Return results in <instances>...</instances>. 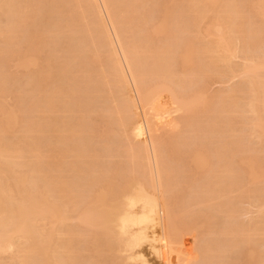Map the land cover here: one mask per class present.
<instances>
[{
    "label": "rangeland",
    "instance_id": "1",
    "mask_svg": "<svg viewBox=\"0 0 264 264\" xmlns=\"http://www.w3.org/2000/svg\"><path fill=\"white\" fill-rule=\"evenodd\" d=\"M1 1L2 0H0V15H1L0 16V19H1L0 20V24L3 23V26L0 25L1 31H4V30H2V29H4V26H5V30H6V26L9 25V23H13L14 22V24H17V25L13 28V31L15 32L14 33V37H16V38H13L14 40L12 39L11 40L12 42L8 41L5 36L0 35V76H1L0 77V84L3 83L2 85H0V88L2 87L1 88L2 92L0 93V117H1L0 120L3 117V114H6L8 112H11L12 114L15 113L13 115V117L16 118L15 116H17V119H19V120L17 121V119H16V121L18 123L17 125H16V122H15L13 124L14 126H10V127H12V129L8 127V129H6L8 131H6V130H4L5 132L3 131V133H2L3 136L0 135V140H1V142H3V146L6 144L5 145L6 148H8V146H9V148H8L9 150L13 149L12 151H15V150L16 151H18V150L20 151L21 150V151H26L27 152L26 148L28 147V144H30L31 141H37V139L39 138L41 141L38 139V142H36V143H37V146H38L37 148H40L38 151H40L39 154L42 156L41 157L42 161H40L41 165L38 164V163H35L33 165L36 166V167L37 166L38 167L41 166V168H43L44 163L47 162L46 164L49 166V168H47V169L48 170L50 169V173L49 172L48 173L52 174V177H54L53 173L56 172L55 176H57V174H58V176H57V177H59L58 180H60L62 182L66 181V183H65L66 185H68V186L71 185V187L74 188V189L71 188V191H76L74 193H71L73 195L72 198H71L72 200L69 201L70 205L67 204V206H68L67 209H69V210H64V214H65V216L63 215L64 216V219H63L64 221L62 220L63 222H59L60 224H58V225L56 224V226L54 227V231L55 232H53V234H52V241L50 243L51 246H53L54 248L53 247L49 248V250L50 249L52 251L54 250L56 256H60L59 254L63 255V256H60V257L64 258L65 264L66 263H69V264H80L82 262H83V264H135L134 263L136 261V257L135 256H121L120 252H115V254H113V255L111 254L113 252H111L110 250H111V248L113 249V247L110 244L113 243L112 245H114V244L116 246L118 245L115 248H119V244H118L119 241L117 239L122 238V236H123L122 234H120L119 237L117 236V238L115 237L117 242L114 243L115 242V238H111V236L107 232H106L107 234H104V232L102 231L103 232L102 235H104V236H100V233L96 232L97 228L94 229L92 227H89L88 225L83 224V222H81L79 220L80 217H81V214L83 212L91 211V210L96 211V207H100V209L98 208L97 211H102L103 212V211H109L110 210V212H111L110 207L111 206L113 207V205L116 204V202L114 203L112 201V198H114V196L117 195V193H119V191H121V189L124 186L130 184L132 181L133 182L136 181V180L138 181V179L140 181H143L141 176L140 177L138 176L140 174V171L136 167H133L134 166L133 162L129 159L132 162L133 166L130 165L131 163H130V161H128V155L129 154L126 155V153H125V152L128 151V149H127L128 148V145H127L128 141L125 140V139L126 138L128 139V135H129L128 134L129 133V131H128L129 130V126H128L129 122L127 121V118H124V117H127V116H125L124 113H123V116H122V112H120L121 109H118V111L115 110V108H117L118 106L120 108V105H118V104L123 102L124 101L123 99L127 98L128 96L126 95V93H122V92L120 94H118L117 92H119V91L116 88H114V87L112 88L110 86V88H111L110 89L109 86L107 87V85H106L105 88H104V83L101 82L102 79L101 78L98 79V77L101 76V75H99V73L102 74V73H105L106 71H107L106 74L108 73V70H106L108 68V65H107V62H106L107 60H104V56H106V55L104 53V47L101 45L102 41H100L101 42L100 43L99 42L100 39L99 40L97 39V35H99V34H98V31L95 32V29H97L96 28L97 26H95L96 24L95 25L93 24V23H95V21H94L95 19H94L93 15L89 12L90 11L89 9H87V10H86V8L83 9L84 7H86L85 4H84V0H62V1L61 0H52V1L46 0L47 2L44 0L43 4H41L43 0L42 1L40 0V1H38V3H40V5L37 4V2H35L36 0H34V2H33V0H26V1L25 0H17V4H16V0H12V2L14 3V14H17V15H14L15 16L14 18H17V19H14V18H12L10 16L11 18L9 17L10 18V20H9V18H6L9 15L7 16L6 14H3L2 11H1V8H2L3 4L7 0H3L2 2ZM27 1H28V3H31V1H32L33 3H35L37 5V8L33 7V9H32L31 6H30L31 4L29 5L27 3L29 5V8H31L33 10V12H32L31 9L28 10L27 8H26V10L28 12L24 10L25 7H28V6H25ZM63 1L64 2L66 1V2L64 3ZM116 1L122 3L123 0H120V1L116 0ZM125 1L128 2V0H125ZM130 1H132L133 4ZM159 1L158 0L157 1L156 0H149V1L145 0L144 3L146 5H143V1L141 0L143 6L140 7V8H139V6H141V5L137 6L138 9H139V13H140V10H142V12L143 11L146 12L145 14L144 13H142V14L140 13L141 16L143 17V19L146 20V18L144 17L146 15V17L150 18V19L148 18V20H150V21L141 20V22H140V19H138V17H137L140 14L138 13V9H137L136 5H137V3L138 4L141 3L140 0H139V2H138V0H134V1L133 0H129V2L132 5L130 3L127 4V2H125L126 6L128 5L126 7L127 9L122 7V8H124L123 11L125 12V14H127V15L123 14V16L128 17V15H130L128 17L129 18L128 20L132 21L131 19H134V18L136 20V21H132V22L129 21V23H131L130 25L134 26V27L132 26L133 29L135 28L134 31L132 30V28H130L131 26H128V24H127V26H125V28L127 27L125 29L127 38L125 40H127V42H129V43H133V41L135 40L134 41L135 43H133V44H138V45L140 44L141 47H143V49H144L142 51V55L143 56L141 55L142 56L141 58L144 59V61H142V64H143V66H146V67H143L144 68L143 71L145 72V70H146L148 72V75H149V76L146 75L147 77L145 76L146 78H144V80H145L144 84L147 85V87H153L155 84L159 83L160 77L157 76L158 79H159L158 80L156 76L153 75L154 78L152 76L153 73L151 72V68H152L151 64H153L154 61H155V59L153 58V57H155V53H156L154 51L155 46H156L155 50L159 49L160 47L163 48L165 46V48L163 50L164 51L167 50L166 54H167V52H170L171 50L173 51V52L167 54L168 56L170 54L172 55V59H171V57H168L169 60L171 59L169 62L172 63V61H173V59H174V57L176 55L175 60H176L177 63L174 60L176 65H173V63H174L173 62L172 66H173L174 71H176V78L177 79L179 78L178 81H180V80L182 81V82H179L181 84L182 88L181 87L178 88V90H180V91H178L177 88H176L175 89V90H177L176 92L179 94V92L183 91V92L180 93V95H186V96L190 97L191 94L197 92L198 90H202V91H204V97L206 96L205 100L207 102V103L205 102V105H204L205 109H203V110L201 108H199V107L198 108L195 107L196 109L194 108L192 110L193 114L191 113V111L190 112H186L184 114L183 113L180 114L179 115L180 119L177 117L180 122L178 121V119H177V121L181 125L178 124L177 125L178 127L173 129L174 133H172V134L178 135V136H176L177 137V142L178 141H183V143L178 142L179 143L178 145L181 146L180 148L183 151V153L186 152V154H188V155L191 153V151H194L195 149H198L197 146H201V145L205 146L203 148L205 149V151L208 154L207 157H208V159L210 161V162L208 161L209 162L208 163L209 166L204 164L203 166H200L201 170H199L198 167H196L197 168L196 169L194 165H191L192 161L190 162V160L188 159V158H191V157H189L188 155L186 156L185 153H184L185 156H182L183 161L181 163L178 162L177 158L175 157V159H174V155H172L173 152H174V148L171 147V145H169V143H170L169 141H171V140H173L175 138H173L171 140L168 139V138H170V134H167L168 133V131H167L168 129L165 128L164 129L165 131L163 129H160L161 131L159 130L161 135H162V140H164V144H165V147H166V150L163 149V152H164V154L165 153L167 154V153L170 152L167 155H170L169 158L171 157V160L170 159L167 160V155L166 156L164 155L165 156L164 160L166 159V162L164 161V163H165L164 164V168H165V166L168 167L169 169L174 168V169L170 170V171H172L171 174L173 173V171L175 172V170L179 174L178 175L176 172L172 174V177H171V181L172 182H170V187L172 188V189L170 188V193L171 194L168 193V195L166 196V199H168V201L170 203V209L172 210L171 212L173 213L172 214V217L174 218L173 222H175L174 224H175L176 228H178V231L180 229L179 226L182 227V225L180 224L182 222H185V224L186 223L187 224H191L192 226L195 224L194 227L196 228V233L195 234L192 233V234H193V236H195V238L193 239V242L196 243L197 247L194 245L195 248H198L197 249V254H198V250L202 249V248H200L202 245L205 246V245L209 244V245L215 246V248H216L217 243L220 242V243H218L217 248H220V251L222 249V251H221L222 253L220 255H218L219 257H214V259L212 258L213 261H211V263L209 261H206V262H209V264H218V263L219 264H222V263L223 264H264V122L262 124V129L263 130L259 129V128H253L252 124H253L254 115H253V112L251 113V111H250V109L248 107V103H250V101H252V99H254V103L257 102L256 99H260L262 101V98H261L262 97V92L260 93V90H261L260 87L262 85L264 86V83L261 84V82H264V0H234L233 1L234 5L231 4L229 6L231 8H235L234 6H237V8H235V10H236V12L238 14L237 15V17H238L237 18V23H240V25H239L240 27H238V24H237L238 28L235 27V28H237L236 30H233L235 28L230 29L231 32L228 31L227 29L221 28L220 33L218 32L220 26H219V22H218L219 18H217V16L222 17L223 15L222 16H220V15L223 14V13L225 14V11L227 9L226 7H225L226 9H224V6L222 4L212 7L209 10L210 12L208 11V13H206L204 15L205 18L203 17L201 19L200 23L198 22L199 23V27L195 28V26L192 27V25H194L195 21L197 20L196 16L198 18L197 14L199 13L198 12L199 10L197 12H193V11H189L186 8L183 11V8L185 7L183 3H185L186 0H185V2H184V0H175L176 3H175V1L172 0L171 5H173V6H172V8H170L171 9L170 11L172 12V10L174 8V3L176 4L175 5V7H176L175 9H177V7H178V9H177L178 11L177 10H175V11L173 10L172 14L170 12L169 15H168L169 18H167V20L164 19V16H165V14H163L164 12L163 13L161 12L162 3H164L165 1L164 2H163V0H159ZM166 1H169V0H166ZM179 1L183 2L180 6H178L181 3ZM23 2L25 3L24 5H22ZM118 2H117V4L115 2V4L118 5V7L116 5L115 6H116L117 9H121L122 10V8H121L122 5L120 3H118ZM157 2L159 3L158 5H156ZM217 2L220 3L221 0H218ZM231 2H232V0H230V3ZM18 3L20 5H22L20 7L21 10L19 9V7L18 8L16 7V5L20 6ZM51 3H52V5L54 3H58V4L59 3H61V4L64 3L63 5L65 7L62 5L64 7V9H63V7L61 5H58L59 7H62L64 12L62 11L61 8H60L61 9V13H60V9H57V11L59 10V12H56L55 8H57L58 6L54 7V6L51 5ZM67 3L68 4L70 3V4L68 5ZM75 3L79 4V6L77 4L75 5ZM125 3H123V6L125 5ZM134 3H136V5H134ZM55 5H57V4H55ZM80 5L83 8H81ZM133 5L135 6V8L137 10L133 9ZM159 5H160V7H159ZM182 5L184 6L183 8H182ZM23 6H25V7H23ZM222 6H223L224 10L223 11L221 10L222 13L220 14V9H221ZM128 7L129 8L132 7L131 9L133 11L128 9ZM261 7H262V9H260ZM34 8L36 9V11H35ZM74 8H76V10ZM79 8H81V9H79ZM217 8H220L219 11H217L218 10ZM145 9H147V10H145ZM30 10H31V12H30ZM83 10H85L86 12L83 11ZM41 11H44V12L42 13ZM71 11H73V12H71ZM81 11H82V13H81ZM135 11H136V14H135ZM19 12H21V13H19ZM75 12H76V14H75ZM215 12L219 13V14L217 15V14H215ZM73 13L76 16L79 15L80 13H81V16L85 13L84 14V16H85L86 13H87V15H86L87 17L85 16L86 19L84 18V16H82L81 18H76L75 17L74 19H76V22H77V19L78 20L80 19L79 22H80L81 25L79 24V22L77 23L79 25H77L75 20H73V18L71 17V16H73V15H71ZM188 13L191 14L193 17L192 16L190 17V15H188ZM40 14H42V16ZM88 14H89V16H88ZM137 14H139V15H137ZM175 14H177V15H175ZM180 14H182V15L179 16ZM29 15H31L33 18L31 16H29ZM172 15L176 17V20H173V19H175V17L171 18ZM2 16L5 17V18H3ZM18 16H19V19H18ZM141 16L139 18H142ZM194 16H195V18H194ZM70 17L74 21L75 25L72 24V22H71L72 20L69 21V19H71ZM136 17H137V19H136ZM239 17L240 18L242 17V18L240 19ZM30 18H32V21H31ZM193 18H194V20L195 19L196 20L195 21L192 20ZM7 19H8V21H7ZM168 19H169V21H168ZM179 19L181 20V22H180ZM190 19L192 20V22L189 24L188 22H190ZM16 20L19 22V24L17 23ZM137 20H139V21H137ZM163 20H166L168 23L171 20L175 21V24H174V22L172 24V21L169 24L167 23L169 25L167 27V29L171 28V30L168 29V32H169L168 35L166 34L167 33L166 30L164 31L165 33L164 32H162V33L158 32L157 35L155 34V32H151L152 28L154 26H156L155 24L158 25V24H160L158 22H162ZM177 20L180 23V25L182 23V25H184V26L181 25L180 28H177L178 26H180V25H178L179 23L177 22ZM238 20H242L241 21L242 23L238 22ZM5 21L8 22L7 25H6ZM9 21H12V22H9ZM22 22H23V24H21ZM43 22H45V23H43ZM62 22H63V24H62ZM91 22H93V23H91ZM133 22L134 23L135 22H137V23L140 22L138 24L136 23L138 28L135 27L136 24H133ZM142 22H143V24H141ZM155 22H157V23H155ZM66 23H68V24L70 23V24L66 26L65 25ZM87 23H89V27H88ZM91 24H93V25H91ZM188 24L191 27H188ZM138 25H141V26H138ZM212 25H213L214 28L212 27ZM49 26H50V28H49ZM90 26H91V29H90ZM146 26H147V28L148 27L149 28L147 29ZM74 27H76V28H74ZM84 27L88 28V30H91V32L87 31V29L85 31ZM140 27L141 28L145 27L144 31L145 32L147 30L148 31L145 33L144 31H142L143 28L141 30ZM187 27H188V29H187ZM43 28H45V29H43ZM198 29H199V31H198ZM222 29H223V31H222ZM18 30H19V33H18ZM25 30L28 33L25 34ZM41 30H43V31L41 32ZM131 30L133 32L129 33V31H131ZM176 30H180V32H182L181 30H183V32L180 33L179 31H176ZM208 30H210L211 34H213L212 33V31H213L215 33V34H213L214 36L209 34ZM34 31H36V32H34ZM173 31L174 32L176 31L174 33L175 35L173 34ZM232 31L233 32L236 31L237 33L235 32L236 34H233ZM143 32H144V37H143V34H142ZM177 32H179V34ZM223 32H224V34H223ZM227 32H229L228 33L229 35L227 34ZM128 33H129V35H128ZM145 34H147V35L149 34L147 36V39L150 41V43L145 38V36H146ZM170 34H173L176 39H174L173 35L171 37ZM225 34L228 36V38L225 37ZM82 35H84V36L82 37ZM133 35H134V37H133ZM176 35H178L177 36L178 38L176 37ZM188 35H189V38L191 36H193V37H191L193 40L191 38L190 39H191V43H193V44L195 43V45H193L195 51L198 49V46H199V48H201L200 46L205 45V44H208V45L210 44L212 46L217 47L213 40L217 39V37H219V36H223L225 39H227L226 41H228V39H229L228 44L231 43V41H232V43H231V45L229 44L231 47H228L226 51H223V50H220L218 48H214L213 47L214 48L213 52L211 54H209L207 56V58L206 57H201V54L199 55L198 53H196L197 52L196 51L195 54H192L193 59L196 58V61H195L196 64H192V66H194L192 68V67H190L191 64H189V63H188V66H185L187 64V63L185 64V62H184L186 59L184 60V58L182 57V55H183L182 47L184 48V44L187 42V40H189L187 38ZM129 36H130V40H128ZM90 37H92V38H90ZM232 37H234V39ZM4 38H5V41H4ZM143 38H145V40ZM149 38H151V39H149ZM202 38H203V40H202ZM212 38H213V40H212ZM93 39L94 40L96 39L95 42L97 41L96 43H99V44H96L95 42L93 43L92 42V41H94ZM139 39L142 40V43H141V41H139ZM178 39L180 41H181V39H184V40L181 41V42H183V45H182L181 42L178 41ZM101 40H102V37H101ZM176 40L179 42V45H176V43L178 44V42ZM194 40L195 41L198 40L199 42H194ZM50 41H51V43H50ZM144 41L149 43V44L147 45V43H145ZM151 41H152L153 44L151 43ZM162 41L165 42L166 44H164ZM184 41H185V43H184ZM212 41H213L214 44H212ZM4 42H6L7 45H5L6 43H4ZM29 43H30V46H29ZM168 43H169V45L171 47L167 46ZM93 44H95L94 46H97V48L94 47ZM161 44H164V46H162ZM145 45H146V47H145ZM172 46H174L175 48L172 47ZM99 47H102L101 49H103V53H104L103 55H102L101 49H100V52H99V50H98ZM147 47H149V48H147ZM167 48L171 49V50L168 51ZM229 48H230L231 51L229 50ZM96 49H97L98 54H96V56H94L92 53H94V50L96 51ZM149 49H150V51H149ZM152 49H153L154 52L151 51ZM174 49H175V51H174ZM178 51H179V53H178ZM151 52L154 53V56H152ZM179 54H182V55L179 56ZM194 55H196V56L199 55V60ZM80 57H81V59H79ZM97 57H98V59H97L98 61L95 60ZM200 57H201V60H200ZM212 57L213 58L215 57L214 61L210 60V59H213ZM221 57H223V58H221ZM181 58L184 60L183 61L184 63L182 62ZM216 59H217V61H216ZM86 60H88V61L90 60L92 66L90 65V62L87 63ZM99 61H100V63H99ZM199 61L204 62V64L206 63V65H204L203 63L201 64ZM80 62H83L82 65H80L81 64ZM92 62H93V64H92ZM144 62H146V63H144ZM180 62L183 63L182 64L183 66L180 64ZM253 62L258 63V64H255ZM73 63L77 64V69L75 68L76 71L77 70L81 71L80 74H83V72H84V75H86V77L90 76L89 79H92V82L90 80L88 83L91 82V83L94 84V81H95L94 87L95 88H96V86L98 87L97 90L98 89L100 90L99 93H97V92H95V94L93 93V89H95V88L93 86H89L88 83H87L88 85H86L85 77H84V80H83V75H82V77H78V76L76 78L74 77V75L76 76L79 73L77 72L75 74L76 71L74 70V67H76V66H74ZM78 63H80V64H78ZM85 63H86V65H89L88 68H87L86 65H84ZM197 64L200 65L199 67H201V69L204 70L205 73L203 71H202L203 74L201 72L199 74L196 73L197 72V67H198ZM254 64L256 66L258 65V67L253 71V69H251V68H253L255 66ZM180 65L182 66V68H181ZM202 65H204L205 67L202 66ZM63 67L64 68L66 67L67 71H69V72H70V69H72L74 74L73 73L71 74V73L67 72V74H68L67 77L70 75V77L73 78L72 79L73 82L71 81V78H70V80H69V78L67 79L66 74H64L65 72L63 73L64 75L60 74V72L64 70V69H62ZM89 67L92 68L93 70L92 69L88 70ZM99 67H100V69H99ZM174 67H176V69ZM195 67H196V70H194ZM56 68H57V70H56ZM58 68H60V69H58ZM82 68H87V69H85L86 71L83 70V72H82ZM147 68L150 69V73L151 74L149 73V70ZM190 68H192V69H190ZM101 69L105 70V71L102 72ZM249 69L252 72H250ZM87 70L90 71V73L88 72L89 74L86 73ZM91 70L93 72H91ZM94 70H95L96 73L94 72ZM191 70H194V73ZM64 71H66V70H64ZM44 72H46V73H44ZM147 72H146V74H147ZM191 72H192V75H191ZM93 73L96 74V75H93ZM183 73H184V75H183ZM247 76H249V78ZM63 77H66V80H64L65 78H63ZM199 77H200V79H198ZM3 78L6 79V80L4 81ZM77 78L80 81H81L80 78H82V81L85 82V84H83V82L79 83V80L77 81L78 82L77 83L76 82ZM93 78L95 79L94 81H93ZM194 78L196 80H198V81L194 82V80H195ZM74 79H75V81H74ZM86 80H88V79H86ZM96 80L100 81L99 83L101 84V86H103L102 89H100L101 87L99 88L100 84ZM253 80L254 81L256 80L255 83H256L257 86H259V88L255 87L259 91L258 92L259 98H258V95H257V98L253 95L252 89H250L251 86L249 87L248 82L251 84V83L254 82ZM67 81L68 82L69 81L72 82V84L70 83L71 85H73L74 82H75V84L77 83L78 85L74 84L75 88L77 90H79V88L82 87L81 88L82 90L80 89V91L82 93L80 91H77V94H76V91H75L74 94L72 93V95H70L71 93H69V94L67 93L66 94V92L63 93V90H62V93L64 95L63 94L60 95L61 97H59V95H56V93H54V92H57V89H55V88L59 87V86L61 87L62 85H63L62 88L64 87V91L66 89H67V91H69V88H71L72 86L70 85L71 87H68L69 83ZM188 81H191V83L188 82ZM259 81H261V82H259ZM150 83H152V84H150ZM187 83H188V86L186 85ZM194 83H196V86L195 85L193 86ZM255 83H253V84L255 85ZM79 84H82V86L79 85ZM184 84L187 87H185ZM189 84H191L192 88H191V86ZM84 85H86L85 87L87 88V90L90 91L92 89L91 90L92 93H91V91H90V93L93 94V96L89 95L90 93H88V91H86V88H84ZM183 88H185V89L183 90ZM195 88H197V89H195ZM53 89H55V90H53ZM61 89H58V90H61ZM72 89L73 88H71L70 90H72ZM76 89H73V91L76 90ZM103 89H104V91H103ZM248 89L251 90V91H249ZM112 90H113V92H111ZM195 90H197V91H195ZM101 91L105 92V93H102ZM249 92H252V93H249ZM3 94H4V96H2ZM55 95H56V98L57 97L59 98V100H57L58 98L57 99L53 98V97H55ZM67 95H70L72 97L74 95H76L77 97L74 96V100L75 101H73V98L72 97L69 98V96H67ZM63 96L64 97L67 96V98H64ZM86 96L89 97V100H88V98ZM252 96H254L256 99L254 97L250 98ZM62 97H63V99H61ZM83 98H84V100H83ZM109 98L111 100H109ZM51 100L54 101V102L49 103V102H51ZM56 100L58 101L59 104L58 103L56 104V102H57ZM61 100H63V101L59 102ZM69 100H70V102H69ZM260 100L255 105L260 104L261 103ZM33 101H34V103H30V102H33ZM43 101H45V102H43ZM78 101L80 103H82L83 105H85L84 103L86 102L89 105V109L87 108L88 106L85 105L86 106L85 107L82 104L78 103ZM46 102H47V104H49V107L47 106V104H45ZM64 102H65V104H63ZM117 102H120V103H117ZM28 103L30 104L29 106H28ZM53 103H54V105H57L58 107L57 106L54 107ZM75 103L76 104L78 103L79 105H82L83 107L79 106V108H78L77 107L78 104L75 107V105H74ZM93 103H95V104H93ZM110 103H111V105H110ZM32 104H34V105H32ZM33 106H34L35 109L33 108ZM50 106L53 109L57 108L56 109L57 111L54 110L52 112L53 109H50ZM121 106H122V103H121ZM218 106H219V108H218ZM22 107H24V108H22ZM105 107L108 108V109H106ZM111 107H112V109H111ZM26 109L29 112L28 115H30L31 118H30V116L28 117V115L26 113L27 112ZM46 109L47 110L50 109V110H48V112H47ZM83 109L85 111L86 110L87 111L86 112L82 111ZM1 110H2V113H1ZM29 110H31L32 113ZM108 110L109 111L110 110L117 111L121 116L119 114H117L116 112L112 113L113 111L109 113ZM92 112L95 113V114H93ZM263 112L264 111H262V113L260 112L261 113L260 115L264 117V113ZM113 114H117V115L113 116ZM118 115H119V117H122V118H118L117 117ZM176 116H178V115H176ZM113 117H114V119H113ZM29 118L31 119V122H33L35 124V126L39 125L38 126V128H39L38 132L36 134H34L35 136L32 135L30 137L27 136V135L23 136V134H24L23 133V128L25 126L24 123H26V120H29ZM23 119H25L24 123L23 122L20 123V121H23ZM80 120L84 121L83 125L82 124L81 125L85 126V128L82 127V130H81V125H79L80 128H78V126H77L79 124V122H81ZM103 122H104V125L102 124ZM197 122H198V125L196 124ZM43 123H44V125H43ZM50 123H52V124H50ZM64 123H65V125H64ZM100 123H101V125H99ZM200 123H203L204 125H202ZM54 124H55V126L56 125L57 126L60 125V127L56 129ZM114 125H116V126H114ZM210 125H211V127H210ZM44 126H45V130H43ZM50 126L53 127V129ZM61 126L62 127H68V128H67V130H66V128L65 129L64 128L61 129ZM75 127L77 129H75ZM88 127H89V131H88ZM92 127H94V128H92ZM69 128H70V130H68ZM105 128L107 129V131H106ZM55 129L58 132L57 131L55 132ZM64 130H66L67 132L64 131ZM73 130H75L76 134L74 133ZM109 130H112V131L110 132ZM199 130H201V131H199ZM252 130H253V132H252ZM256 130H258V131H256ZM43 131H44V133H43ZM59 131H60V133H59ZM82 131H84V132H82ZM90 131H92L93 134ZM197 131H198V133H197ZM202 131L204 133H202ZM260 132H261V134L258 135V133H260ZM62 133H64L65 136ZM73 134H75V135L73 136ZM59 135L61 136V138H60ZM1 136H2V138H1ZM78 136H80L81 138L78 137ZM65 137H67V138H65ZM75 138H77V141H76ZM30 139H32V140H30ZM59 140L62 141V142H60ZM118 142H120V143H118ZM26 143H27V146H25ZM46 143H47V145H46ZM188 143H190V144H188ZM38 144H40V146ZM74 145H75V147H74ZM187 145H190V146L188 147ZM12 146H13V148H12ZM67 147L68 148L70 147V148L68 149ZM236 147H237V149H236ZM78 148H80V152H77L79 150L76 151V149H78ZM62 149H63V155L61 153ZM64 149H67V150H64ZM169 149H170V151H169ZM84 150H86V152ZM67 151H68V153H66ZM70 151H72V153H70ZM75 151L77 153H79V154H82V157L80 155H77V153ZM83 151L85 152V155L87 157H85V155L83 154L84 153ZM237 151H238V153H237ZM26 152L25 153L23 152L25 154V155L23 154L24 158H23V156H22V158L21 157L16 158L17 155H15V153H13V152L10 153L11 155L8 154L9 157H8V155L4 154V156L0 157V166L2 165L0 167V170L5 172V170L7 171V168H9V166H10V169H12L13 171L10 170V169H8V170L11 171L14 176L15 175H24V174H26V171L28 173L30 171V169H28L30 163H26V162L27 161L29 162L28 155L31 156V154L28 153V152H27L28 153L27 154ZM171 152H172V154H171ZM216 152H218V153L221 152V153L218 154ZM57 153H60V154H57ZM93 153H95V154H93ZM118 153H120V154H118ZM73 154L74 155L76 154L77 156L76 155L74 156ZM222 154L224 156H222ZM21 155L22 154H18V156H21ZM71 155H73V156H71ZM89 155H92V156H89ZM97 155H99V156H97ZM216 155H218L219 157H217ZM121 156H123V157H121ZM191 156H192V154H191ZM186 157H187V159H186ZM8 158H9V160H8ZM184 159H186V160H184ZM247 159H249V160H247ZM241 160H245L244 162H246V164H249V165L251 164V165L249 166V165H246L243 162L241 163ZM6 161H9V163L6 162ZM12 161H14V162H12ZM187 162H188V164H187ZM250 162H252V163H250ZM1 163H4V165L1 164ZM83 163H85V165ZM8 164H9V166H7ZM10 164H12V165H10ZM21 164H23V165H21ZM46 164L44 166L48 167V166H46ZM75 164L79 165V167H74V166H76ZM24 165L26 167H24ZM81 165H82V169H81ZM225 165H228V167L230 169L235 170V168H236L238 170V171L237 170L235 171L237 173V175L235 174L236 178L239 179V180L236 179L237 183H238V187L234 188V190L232 188L230 189L228 187L230 181H227V177L228 176H226L225 174L223 176L221 175L222 176L221 177L222 181H224L223 179H226L225 181L228 183V184H224L226 182H224V183L222 182L223 186L226 185L229 189L228 188L224 189L225 193H224V190H223V192L221 193L222 195L220 196L219 199H214L213 200V199L210 198V200H209L210 202H208L207 199L209 198V195L206 194V193H202V191L204 192L206 189L210 190L212 188L214 180H215V176L217 175L218 170L221 171L218 168H220L221 166L225 167ZM235 165H236V167H235ZM50 166H51V168H50ZM93 166H95V168H93ZM192 166H194V167H192ZM251 166H252V168L254 170L255 169L257 170V171L255 170L256 176L254 175L255 176L254 178H253V176L251 177L249 175V171H250ZM253 166H255V167H253ZM58 168H59V170H58ZM70 168H71V170L73 168H76V170L73 169L71 171ZM124 168H126V169H124ZM132 168H134V171L132 170ZM135 168L137 169L136 170L137 173L135 171ZM168 168H167V170H169ZM189 168L191 169V172L189 171L190 170ZM204 168H205V170H204ZM206 168H209L211 173H210V171L208 169H207L208 170V173H207ZM211 168H212V170H211ZM54 170H55V172H53ZM129 170L130 171L132 170L133 173L130 172ZM75 171H78V172H75ZM81 171H84V172L82 173ZM128 172L130 174H127ZM215 172H217V173H215ZM174 174H175V176H174ZM74 175H76V176L74 177ZM129 175H131V177ZM136 175H137V177H136ZM60 177H61V179H60ZM128 177H130V178H128ZM135 177H136V179L134 180L133 178H135ZM228 178H229L228 180H230V177H228ZM55 179L57 180L56 177H55ZM127 181H131V182H127ZM238 181H241V182H238ZM90 184H91V186H90ZM92 185H94V186H92ZM173 186L175 188H173ZM186 187L187 188L189 187V188L187 189ZM227 189H228V191H227ZM54 193H55V191L51 195L53 198H58L56 200H61L62 199L63 203H66L65 202L66 199H63L62 194H59V193L56 192V194L54 195ZM78 193H80L81 195L78 194ZM223 194H225V195H223ZM56 195H57V197H55ZM59 195L61 197H59ZM74 195H76V197H78V198H76L78 201L77 200H75V201L73 200V199H75ZM198 195H200V196H198ZM155 196H156L155 198H156V200L158 202L160 199L158 198L157 194ZM202 197H205V198H202ZM222 197H223V199H222ZM99 198L101 199L100 201H98ZM193 199L195 200L194 201L195 203L193 202ZM201 200H203L207 204L204 203ZM101 201H103V202H101ZM73 202H75V203H73ZM160 202L158 203L159 205H160ZM71 203L73 204L72 206H74V207H70ZM76 203H78V204L76 205ZM94 203H96V204H94ZM97 203H98L99 206L97 205ZM101 204L103 205L102 209H101ZM217 206H220V207H217ZM216 208H219V209H216ZM61 210H63V209H61ZM105 213H107V212H105ZM105 213H101L100 214V212H99V215L101 216L103 214V216L106 217L107 214H105ZM103 216H101V218H103ZM198 220H200V221H198ZM191 221L195 222V223H192ZM259 221H261V222H259ZM205 222H206V224H205ZM207 224H208V226H207ZM39 225L41 226L42 224L39 223ZM196 225H197V227H196ZM262 225H263V227H262ZM238 228H240L239 230L242 233L238 230L239 234L241 236L238 234V236H240V237L239 238L237 237L235 239L234 238L235 237L234 234L230 230L238 229ZM256 229L259 230V231H257ZM72 230H74V231H72ZM228 230H229V232H227ZM132 231H133V234H134V230H132ZM70 232H71V234L74 233V232L75 233H74V235L73 234L71 235ZM181 232L179 231V233H181ZM187 233L189 234V236L185 235V233H184V235H183L184 239L182 240V242L183 241H188V242L191 241V239H192V236L190 237L191 233H189V232H187ZM182 234H183V232H182ZM243 234H244V236H243ZM98 235H99V238L100 237L104 238L106 236L104 238L105 241L103 240V238L102 239H99V238L95 239V237L98 236ZM134 235L132 237L134 239H136V236L134 237ZM186 236L188 237V239H187ZM108 238H109V240H108ZM181 238H183V237L181 236ZM18 239L19 238H14L12 240L13 241L12 243L16 247L21 246L20 244L23 242V240H20V239L18 240ZM70 239L72 240V243L70 242L71 241ZM97 239H99L100 242L103 241L102 245L106 244L107 240H108V243L106 244V246L108 248H106V251H105V248H102V247H106L105 245H103L102 247L97 248L96 250L93 249V248H95V245L98 242ZM111 239L113 240V242H111L112 241ZM174 239H173V244H174L173 246L175 247V245H176L175 248H177V243L180 240V238H178V240L176 238H174ZM195 239H196V241H195ZM233 240H235V241L237 240V243L235 241H233ZM61 241L64 242L63 243L64 247H69L70 248V249L67 248L69 250V252H67L68 250H66V249H63L66 252H62V249L60 247L62 246V248H63V244H61L60 247L57 246V245H59L61 243ZM94 241H96V242L94 243ZM174 241L177 242V243H175ZM16 242H17V244H16ZM19 242H21V243L19 244ZM55 242H58V243L56 244ZM68 242H69V244H72L71 245L72 247L70 245H68ZM104 242H106V243H104ZM182 242H181V244H182ZM197 242H200V243H197ZM100 244L101 243H98L97 246H99ZM56 247H58L59 249L56 248ZM135 247L136 246H133V248H135ZM232 247H235V248H232ZM99 249L104 250V251L101 252V250H100V251L96 252ZM107 250H109V251H107ZM119 250H120V248H119ZM12 251H14V252L6 251L7 253H5V251H3V250L1 251V249H0V264H9L11 261H15V262H12L14 264H19V261L24 256V254L22 253L21 250H18V249H14ZM78 252H79V254H77ZM20 253H21V257H20ZM80 253H81V255H80ZM105 254H107V255H105ZM18 255H19V258H18ZM71 256H73V257H71ZM112 256H113V260H112ZM116 256H118V257H116ZM198 256H196L197 263L198 264L199 263L200 264H202V263L205 264V262H203V261H205L206 259L205 260L200 259L201 260L200 261V260H198L200 257L197 258ZM66 257H68V258H66ZM69 257H71L72 259L69 258ZM75 257L77 258V260H76ZM67 259H68V261H67ZM78 259H80V260H78ZM123 259H124V261H123ZM248 259H249V261H248ZM251 259H253L254 262ZM132 260H133V262H132ZM196 260H195V262H196ZM74 262H77V263H74ZM250 262H252V263H250Z\"/></svg>",
    "mask_w": 264,
    "mask_h": 264
},
{
    "label": "bare ground",
    "instance_id": "2",
    "mask_svg": "<svg viewBox=\"0 0 264 264\" xmlns=\"http://www.w3.org/2000/svg\"><path fill=\"white\" fill-rule=\"evenodd\" d=\"M3 1V0H2ZM1 1V2H2ZM26 1V0H25ZM38 1H40V0H36L35 2H37V4H39L40 5V3H38ZM42 1V0H41ZM46 1V0H45ZM49 1H52V0H49ZM62 1V0H61ZM120 1V0H119ZM134 1V0H133ZM143 1V5H146L145 3H144V1L145 0H142ZM149 1V0H148ZM157 1V0H156ZM159 1V0H158ZM165 1V2H164ZM173 1H175V0H173ZM218 0H186V2H185V0H184V2L185 3H183V2H181V1H179V2H181L178 6H180L182 3L184 4V6L182 5V8H183V11H184V9H188L189 11H193V12H197L198 10V18H197V16H196V21L194 20V18H195V16H194V18L192 19V20H194L195 21V24L194 25H192V27L193 26H195V28H197V27H199V23H200V21H201V19L204 17V15L206 14V13H208V11L212 8V7H214V6H218V5H223L224 6V9H226V11H225V14L223 13V14H221L222 12H221V10L223 11L224 9H223V6L221 7V9L220 8H217L218 10L217 11H219V9H220V16H222V17H219V16H217V18H219V20H218V22H219V26H220V28H219V33H220V30H221V28H224V29H227L228 31H230L231 32V30L230 29H232V28H235V27H237V24H238V27H240L239 25H240V23H237V12H236V10H235V8H237V6H234L235 8H231L229 5H231V4H233V1L234 0H232V2L230 3V0H221V2L219 3V2H217ZM19 2V1H18ZM22 2V1H21ZM33 2H34V0H33ZM32 1H31V3H28V1L26 2V4L28 3L30 6H31V8L33 9V7H35V8H37V5L35 4V3H33ZM43 2H44V0L42 1V3L41 4H43ZM47 2V1H46ZM64 2V1H63ZM66 2V1H65ZM64 2V3H65ZM76 2V1H75ZM115 2H116V4H117V2L118 1H116V0H84V4H85V6L86 7H82L81 5V8H83V9H85L86 8V10L87 9H89L88 11L93 15V17H94V21H95V23H93V22H91V23H93L95 26H97L96 28L97 29H95V32H97L98 31V34L99 35H97V39L99 40V42L100 41H102V43H101V45L104 47V53H105V55L106 56H104V60H107L106 62H107V65H108V68L106 69V70H108V73L106 74V72L105 73H102V74H100L99 73V75H101L100 77H98V79L99 78H101L100 80H101V82L102 83H104V88H105V86L107 85V87L109 86V88H110V86L113 88H116L119 92H117L118 94H120L121 92L122 93H126V95L128 96L127 98H124L122 101L123 102H121L122 103V106H121V103L120 102H117V103H120V104H118V105H120V108H119V106L117 107V108H115V110H117L118 111V109H121V111L120 112H122V116H123V113L125 114V116H127V117H124V118H127V121L129 122V135H128V139L126 138L125 140H127L128 141V143H127V145H128V151L127 152H125L126 153V155H128V161H132L133 162V165H132V162L130 161V165H132L133 167H136L139 171H140V174L138 175L139 177L141 176V178L143 179V181H140L139 179H138V181L136 180V181H127V182H131L130 184H128V185H126V186H124L122 189H121V191H119V193H117V195H115L114 196V198H112V201L115 203L116 202V204H114L113 205V207L111 206L110 207V209H111V212H110V210L109 211H97V209L99 208L100 209V207H96V211H93V210H91V211H85V212H83L82 214H81V217H80V221L81 222H83V224H86V225H88L89 227H92V228H97L96 230V232H99L100 233V236H104V235H102L103 234V232H104V234H109L110 236H111V238H117V236L119 237V235L120 234H122L121 236H122V238H120V239H117L118 241H119V248H120V250H119V248H115V247H117L115 244V246L114 245H112L113 243H111L110 245L113 247V249L111 248V252H113V253H111L112 255L113 254H115V252H120V254H121V256H135L136 257V261L134 262L135 264H198L197 263V260H196V256H198L197 258H199L198 260H200V259H203V260H205V261H203V262H205V264L207 263V264H209V262L211 263V261H213L212 260V258L214 259V257H219L218 255H220L222 252V249H221V251H220V248H217V245H218V243H220V242H218L217 243V245H216V248H215V246H212V245H205V246H201L200 248H202V249H199L198 250V254H197V249L198 248H195V246H196V243L195 242H193V239L195 238V236H193V234L192 233H196V228L194 227V225L192 226L191 224H185V222H182V223H180L181 225H182V227L181 226H179L180 227V229H179V231L181 232H183V234H182V232L181 233H179V231H178V228H176V226H175V222H173L174 220V218L172 217V210L170 209V203H169V201H168V199H166V196L168 195V193H170V182H172L171 181V177H172V174L173 173H175L176 172V170H175V172L173 171V173L171 174V172L172 171H170L171 169H174V168H171V169H169L168 167H166L165 166V168H164V161L166 162V159L164 160V158H165V156L167 155V154H169V153H165L164 154V152H163V149L164 150H166V147H165V144H164V140H162V135H161V133H160V129H168L167 131H168V133L167 134H170V138H168L169 140H171V139H173V138H175V139H173V140H171V141H169L170 143H169V145H171V147H173L174 148V152H173V154H172V152H171V154L172 155H174V159H175V157L177 158V160H178V162H182L183 161V158H182V156H185V154H186V152H184L183 153V151L181 150V146L180 145H178L179 143L178 142H181V143H183V141H178L177 142V137L176 136H178V135H174V134H172V133H174V128H177L178 126V124H179V115L180 114H184V113H186V112H190L191 111V113H192V110L195 108V107H199V108H201L202 110L203 109H205L204 108V105H205V102H206V100H205V97H204V91H202V90H195V91H197V92H195V93H193V94H191V96L189 97V96H186V95H180V93L181 92H183V91H181V92H179V94L176 92L177 90H178V88L179 87H181L182 88V86H181V84L179 83V82H182L181 80L180 81H178L179 80V78L177 79L176 78V71H174V69H173V66H172V63L174 62V60H175V57H176V55H175V57H174V59H173V61H172V63L171 62H169L171 59H172V55L170 56H168L167 54L168 53H171V52H173L171 49H168V51L169 50H171L170 52H167V54H166V51L167 50H163L164 48H165V46H164V44H166L165 42H163L164 44H161L162 46H164L163 48L162 47H160L159 49H157V50H155L156 49V46H155V48H154V51L156 52L155 53V57H153L154 59H155V61H154V63L153 64H151L152 65V68H151V72L153 73L152 74V76L154 75V76H158V77H160V81H159V83H157V84H155L153 87H147V85H145L144 84V78H146L147 76H149L148 75V72L145 70V72L143 71V67H146V66H143V64H142V61H144V59L143 58H141L143 55H142V51L144 50L143 49V47H141V45L139 46L138 44H133V43H135L132 39V41H133V43H129V42H127V40H125L127 37H126V31H125V29L127 28H125V26H127V24H128V26H131L130 24L131 23H129V21L130 20H128L129 18V16L130 15H128V17H125V16H123V14H125V12L123 11L124 10V8H126L127 6H126V3L125 2H127V1H125V0H123L122 1V3H120V2H118V3H120L119 5L121 6V8L122 7H124V8H122V10L121 9H117L116 8V6L118 7V5H116L115 4ZM131 3H132V1H130ZM129 2V0H128V2H127V4L128 3H130ZM138 2H139V0H138ZM140 2H141V0H140ZM160 2V1H159ZM163 2L164 3H162V9H161V12L163 13V14H165V16H164V19H166L167 20V18H169L168 17V15H169V13L171 12L170 10V8H172V6L173 5H171V3H172V0H169V1H166V0H163ZM63 3V4H64ZM123 3H125V5L123 6ZM130 3V4H131ZM137 3V2H136ZM136 3H134V5H136ZM175 3H176V1H175ZM174 3V8H173V10L175 11V10H177L178 9V7H177V9H175L176 7H175V4ZM230 3V4H229ZM16 4H17V0H16ZM15 4V5H16ZM19 4V3H18ZM25 3L23 2V4L22 5H24ZM25 4V6H28V7H25V6H23V7H25L24 8V10L25 11H27L26 10V8L29 10V9H31V8H29V5L27 4L26 5ZM55 4H57V5H55ZM63 4H61V3H54L53 5H52V3H51V5L52 6H54V7H56V6H58V5H63ZM68 4V3H67ZM70 4V3H69ZM68 4V5H69ZM72 4V3H71ZM77 3H75V5H76ZM83 4V3H82ZM133 4V3H132ZM131 4V5H132ZM156 4V3H155ZM159 3L157 2V4L156 5H158ZM178 4V3H177ZM20 5V4H19ZM22 5H20V6H17L16 5V7L18 8L19 7V9H20V7L22 6ZM34 5V6H33ZM78 6H79V4H77ZM116 5V6H115ZM133 5V9H135V10H137L138 9V5H141V6H139V8L140 7H142L143 5H142V2L140 3V4H138L137 3V5H136V7H137V9L135 8V6ZM150 5V4H149ZM228 5V6H227ZM234 5V4H233ZM2 6V5H1ZM64 6V5H63ZM62 6V7H63ZM53 7V8H54ZM62 7H57V8H55V10H56V12H59V10L57 11V9H62ZM65 7V6H64ZM64 7H63V9H64ZM149 7V6H148ZM155 7V6H154ZM157 7V6H156ZM159 7H160V5H159ZM220 7V6H219ZM226 7V8H225ZM34 8V9H35ZM50 8V7H49ZM69 8V7H68ZM67 8V9H68ZM81 8H79V9H81ZM132 8V7H131ZM131 8H129L128 7V9H130V10H132ZM158 8V7H157ZM31 9V10H32ZM61 9H60V13H61ZM63 9H62V11H63ZM75 10H76V8H74ZM127 9V8H126ZM125 9V10H126ZM148 9V8H147ZM147 9H145V10H147ZM260 9H262V7L260 8ZM17 10V9H16ZM21 10V9H20ZM23 10V9H22ZM31 10H30V12H31ZM70 10V9H69ZM68 10V11H69ZM78 10V9H77ZM163 10V11H162ZM173 10H172V12H173ZM239 10V9H238ZM237 10V11H238ZM1 11H2V13L3 14H6L8 17H6V18H9L10 16L12 17V18H14L15 16L14 15H17V14H14V3L12 2V0H7V1H5V3L3 4V6H2V8H1ZM35 11H36V9H35ZM83 11H85V10H83ZM87 11V12H88ZM127 11V10H126ZM133 11V10H132ZM178 11V10H177ZM176 11V12H177ZM187 11V10H186ZM24 12V11H23ZM28 12V11H27ZM29 12V13H30ZM32 12H33V10H32ZM42 13L44 12V11H41ZM64 12V11H63ZM70 12V11H69ZM71 12H73V11H71ZM86 12V11H85ZM149 12V11H148ZM172 12H171V14H172ZM210 12V11H209ZM19 13H21V12H19ZM26 13V12H25ZM28 13V14H29ZM35 13V12H34ZM33 13V14H34ZM46 13V12H45ZM49 13V12H48ZM68 13V12H67ZM66 13V14H67ZM81 13H82V11H81ZM81 13L79 14V15H75L76 14V12H75V14L73 13V14H71V15H73V16H71L72 18H73V20H75V22H76V19H74L75 17L76 18H81L82 16H84V14L81 16ZM129 13V12H128ZM132 13V12H131ZM138 13H139V9H138ZM140 13L142 14V13H146V12H142V10H140ZM139 13V14H140ZM150 13V12H149ZM182 13V12H181ZM31 14V13H30ZM32 14V15H33ZM58 14V13H57ZM78 14V13H77ZM133 14V13H132ZM131 14V15H132ZM135 14H136V11H135ZM139 14H137V15H139ZM141 14L139 15V16H137L138 17V19H140V22H141V20H144L143 19V17L141 16ZM143 14V15H144ZM195 14V13H194ZM215 14H219V13H216L215 12ZM20 15V14H19ZM41 16H42V14H40ZM53 15V14H52ZM59 15V14H58ZM75 15V16H74ZM86 15H87V13H86ZM85 15V16H86ZM125 15H127V14H125ZM174 15V14H173ZM172 15V17L171 18H174L175 16H173ZM175 15H177V14H175ZM182 14H180L179 16H181ZM188 15H190V17L192 16L191 14H189L188 13ZM196 15V14H195ZM241 15V14H240ZM1 16V15H0ZM29 16H31V15H29ZM85 16H84V18H85ZM88 16H89V14H88ZM142 17V18H139V17ZM171 16V15H170ZM242 16V15H241ZM3 17V16H2ZM1 17V18H2ZM10 17V18H11ZM22 17V16H21ZM32 17V16H31ZM65 17V16H64ZM70 17V18H71ZM87 17V16H86ZM137 17H136V19H137ZM145 18H146V20H148V18L149 17H146V15L144 16ZM193 17V16H192ZM3 18H5V17H3ZM10 18H9V20H10ZM33 18V17H32ZM32 18H30L31 19V21H32ZM47 18V17H46ZM59 18V17H58ZM72 18L71 19H69V21L70 20H72ZM160 18V17H159ZM181 18V17H180ZM184 18V17H183ZM205 18V17H204ZM216 18V17H215ZM240 18V17H239ZM242 18V17H241ZM240 18V19H241ZM14 19H17V18H14ZM18 19H19V16H18ZM68 19V18H67ZM86 19V18H85ZM91 19V18H90ZM89 19V20H90ZM150 19V18H149ZM157 19V18H156ZM189 19V18H188ZM187 19V20H188ZM1 20V19H0ZM4 20V19H3ZM6 20V19H5ZM34 20V19H33ZM71 21L72 22V24L73 25H75L74 24V21ZM80 20V19H79ZM79 20L77 19V22H76V24L79 22ZM88 20V21H89ZM93 20V19H92ZM132 21H136L135 20V18L134 19H131ZM146 20H144V21H146ZM159 20V19H158ZM166 20H163L162 22H158V23H160V24H155L156 26H154L153 28H152V30H151V32H155V34L157 35V33L158 32H160V33H162V32H164L165 30H166V34L168 35V29L169 30H171V28H168L167 29V27L169 26L168 24L172 21V24H173V22H174V24H175V21H173V20H176V17H175V19H173V20H171L169 23L166 21ZM180 20V19H179ZM192 20L190 19V22H188L189 24L192 22ZM7 21H8V19H7ZM7 21H5L6 22V25H7ZM17 21V20H16ZM29 21V20H28ZM36 21V20H35ZM68 21V22H69ZM82 21V20H81ZM132 21H130V22H132ZM137 21H139V20H137ZM148 21H150V20H148ZM147 21V22H148ZM155 21V20H154ZM168 21H169V19H168ZM215 21V20H214ZM242 20H238V22H241ZM9 22H12V21H9ZM26 22V21H25ZM60 22V21H59ZM70 22V23H71ZM90 22V21H89ZM140 22H138V23H140ZM153 22V21H152ZM177 22H178V20H177ZM180 22H181V20H180ZM184 22V21H183ZM199 22V23H198ZM17 23L19 24V22L17 21ZM28 23V22H27ZM26 23V24H27ZM33 23V22H32ZM43 23H45V22H43ZM69 23V24H70ZM137 22H133V24H136ZM137 23V24H138ZM155 23H157V22H155ZM168 23V24H167ZM179 23V22H178ZM177 23V24H178ZM213 23V22H212ZM242 23V22H241ZM5 24V23H4ZM21 24H23V22L21 23ZM35 24V23H34ZM61 24V23H60ZM62 24H63V22H62ZM61 24V25H62ZM68 23H66L65 25L67 26V25H69ZM79 24H80V22H79ZM79 24H77V25H79ZM83 24V23H82ZM86 24V23H85ZM88 24V27H89V23H87ZM93 24H91V25H93ZM137 24L135 25V27H137ZM141 24H143V22L141 23ZM171 24V25H172ZM187 24V23H186ZM189 24H188V27H191V26H189ZM215 24V23H214ZM213 24V25H214ZM0 25H2L3 26V23L2 24H0ZM17 24H14V22L13 23H9V25H7L6 26V30H5V26H4V29H2V30H4V31H1V29H0V35H2V36H5L6 37V39L8 40V41H10V42H12L11 40L13 39V38H16V37H14V31H13V28L16 26ZM28 25V24H27ZM57 25V24H56ZM81 25V24H80ZM147 25V24H146ZM178 25H180V23L178 24ZM177 25V26H178ZM181 25H182V23H181ZM181 25L180 26H178L177 28H180L181 27ZM213 25H212V27H213ZM30 26V25H29ZM45 26V25H44ZM60 26V25H59ZM133 26V25H132ZM132 26L130 27V28H132ZM138 26H141V25H138ZM182 26H184V25H182ZM186 26V25H185ZM218 26V25H217ZM65 27V26H64ZM71 27V26H70ZM87 27V26H86ZM134 27V26H133ZM188 27H187V29H188ZM237 27V28H238ZM3 28V27H2ZM8 28V29H7ZM19 28V27H18ZM30 28V27H29ZM49 28H50V26H49ZM59 28V27H58ZM68 28V27H67ZM73 28V27H72ZM74 28H76V27H74ZM85 28V27H84ZM138 28V27H137ZM141 28V27H140ZM143 28V27H142ZM142 28H141V30H142ZM145 28V27H144ZM144 28H143V30L142 31H144ZM146 28H147V26H146ZM149 28V27H148ZM147 28V29H148ZM175 28V27H174ZM214 28V27H213ZM237 28H235V29H233V30H236ZM20 29V28H19ZM24 29V28H23ZM43 29H45V28H43ZM54 29V28H53ZM86 29H87V31H90L91 32V30H88V28H85L84 30L86 31ZM90 29H91V26H90ZM135 29V28H134ZM134 29L132 28V30L134 31ZM151 29V28H150ZM203 29V28H202ZM207 29V28H206ZM240 29V28H239ZM15 30V29H14ZM48 30V29H47ZM64 30V29H63ZM128 30V29H127ZM129 31V33H131V32H133V31ZM173 30V29H172ZM175 30V29H174ZM197 30V29H196ZM215 30V29H214ZM226 30V31H227ZM43 30H41V32H42ZM65 31V30H64ZM148 31V30H147ZM146 31V32H147ZM176 31H179L180 32V30H176ZM175 31V32H176ZM182 32H183V30H181ZM198 31H199V29H198ZM209 31V34H211L210 33V30H208ZM207 31V32H208ZM212 31V30H211ZM222 31H223V29H222ZM225 31V30H224ZM17 32V31H16ZM24 32V31H23ZM33 32V31H32ZM31 32V33H32ZM34 32H36V31H34ZM68 32V31H67ZM73 32V31H72ZM94 32V33H95ZM128 32V31H127ZM138 32V31H137ZM136 32V33H137ZM145 32V31H144ZM144 32L142 33L143 34V37H144ZM145 32V33H146ZM174 31H173V34L175 33ZM179 32H177L178 34H179ZM182 32H180V33H182ZM186 32V31H185ZM184 32V33H185ZM206 32V33H207ZM236 32V31H235ZM235 32H233L232 31V33L233 34H236ZM241 32V31H240ZM18 33H19V30H18ZM26 33H28L26 30H25V34ZM62 33V32H61ZM81 33V32H80ZM129 33H128V35H129ZM135 33V34H136ZM140 33V32H139ZM165 33V32H164ZM172 33V32H171ZM176 33V34H177ZM190 33V32H189ZM199 33V32H198ZM212 33L213 34H215L213 31H212ZM229 32H227V34H228ZM231 33V34H232ZM239 33V32H238ZM85 34V33H84ZM96 34V33H95ZM153 34V33H152ZM154 34V35H155ZM173 34H170L171 35V37H172V35ZM196 34V33H195ZM213 34H211L212 36H214ZM223 34H224V32H223ZM230 34V35H231ZM146 36H145V38L147 39V36L149 35H147V34H145ZM175 35V34H174ZM173 35V37H174V39H176L175 38V36ZM181 35V34H180ZM190 35V34H189ZM189 35H188V39L190 40H187V42L185 43V41H184V48L182 47V49H183V51H182V53H183V55L182 54H179V56H181L182 55V57L184 58V60L182 59V62L184 61L185 62V66H188V63L189 64H191L190 65V67H194V66H192V64H196L195 63V61H196V58L195 59H193V56H192V54H195V52L196 53H198L199 55L201 54V57H206L207 58V56L209 55V54H211L212 52H213V50H214V48H218V49H220V50H223V51H226L227 50V48L228 47H231L230 45H231V43H232V41H231V43H229L228 44V41H229V39H228V41H226L227 39H225L223 36H219V37H217V39H215V40H213V38H212V40L214 41V43L216 44V46L217 47H215V46H212V45H208V44H205V45H202V46H200L201 48H199V46H198V49L195 51V49H194V46L193 45H195V43L193 44V43H191V37H193V36H191L190 38H189ZM229 35V34H228ZM1 36V37H2ZM17 36V35H16ZM35 36V35H34ZM84 35H82V37H83ZM102 37V40H101V37ZM178 35H176V37H177ZM216 36V35H215ZM87 37V36H86ZM100 37V38H99ZM133 37H134V35H133ZM150 37V36H149ZM169 37V36H168ZM170 37V38H171ZM225 37H227L228 38V36L225 34ZM230 37V36H229ZM19 38V37H18ZM28 38V37H27ZM26 38V39H27ZM35 38V37H34ZM33 38V39H34ZM90 38H92V37H90ZM132 38V37H131ZM145 38H143L144 40H145ZM157 38V37H156ZM178 38V37H177ZM186 38V39H187ZM216 38V37H215ZM233 39H234V37H232ZM29 39V38H28ZM136 39V38H135ZM149 39H151V38H149ZM173 39V40H174ZM185 39V40H186ZM195 39V38H194ZM199 39V38H198ZM231 39V38H230ZM6 40V41H7ZM14 40V39H13ZM24 40V39H23ZM39 40V39H38ZM77 40V39H76ZM94 40V39H93ZM96 40V39H95ZM95 40L94 41H92L93 43L95 42ZM128 40H130V36H129V39ZM148 40V39H147ZM146 40V41H147ZM172 40V39H171ZM182 40H184V39H181V41ZM193 40V39H192ZM202 40H203V38H202ZM211 40V39H210ZM4 41H5V38H4ZM33 41V40H32ZM139 41H141V43H142V40L141 39H139ZM138 41V42H139ZM149 41V40H148ZM177 41V40H176ZM178 41L179 42H181L179 39H178ZM177 41V42H178ZM213 41H212V44H214L213 43ZM2 42V41H1ZM15 42V41H14ZM31 42V41H30ZM48 42V41H47ZM91 42V43H92ZM97 42V41H96ZM95 42V43H96ZM145 42V41H144ZM179 42H178V44L176 43V45H179ZM194 42H199L198 40L197 41H195L194 40ZM4 43H6V42H4ZM50 43H51V41H50ZM137 43V42H136ZM145 43H147V42H145ZM149 43H150V41H149ZM149 43H147V45L149 44ZM151 43H152V41H151ZM161 43V42H160ZM182 43V45H183V42H181ZM210 43V42H209ZM20 44V43H19ZM48 44V43H47ZM96 44H99V43H96ZM153 44V43H152ZM159 44V43H158ZM175 44V43H174ZM5 45H7V43L5 44ZM9 45V44H8ZM35 45V44H34ZM49 45V44H48ZM95 44H93V46H94ZM143 45V44H142ZM151 45V44H150ZM181 45V44H180ZM29 46H30V43H29ZM92 46V47H93ZM99 46V45H98ZM144 46V45H143ZM154 46V45H153ZM167 46L169 47L170 45H169V43L167 44ZM166 46V47H167ZM47 47V46H46ZM94 47H96L97 48V46H94ZM145 47H146V45H145ZM150 47V46H149ZM149 47H147V48H149ZM171 47V46H170ZM172 47H174V46H172ZM196 47V46H195ZM214 47V48H213ZM89 48V47H88ZM102 47H99V52H100V49H101ZM146 48V49H147ZM175 48V47H174ZM91 49V48H90ZM93 50V49H92ZM229 50H230V48H229ZM101 51H102V55L104 54L103 53V49H101ZM147 51V50H146ZM149 51H150V49H149ZM148 51V52H149ZM151 51H153V49L151 50ZM153 51V52H154ZM174 51H175V49H174ZM180 51V50H179ZM179 51H178V53H179ZM218 51V50H217ZM231 51V50H230ZM34 52V51H33ZM221 52V51H220ZM152 53V52H151ZM181 53V52H180ZM2 54V53H1ZM94 56H96V54H98V52H97V49H96V51L94 50V53H92ZM214 54V53H213ZM81 55V54H80ZM142 55V56H141ZM178 55V54H177ZM199 55H194L195 57H197L198 58V60H199ZM221 55V54H220ZM152 56H154V53H152ZM213 56V55H212ZM227 56V55H226ZM93 57V56H92ZM91 57V58H92ZM100 57V56H99ZM168 57H171V59L169 60V58ZM201 57H200V60H201ZM2 58V57H1ZM35 58V57H34ZM68 58V57H67ZM84 58V57H83ZM94 58V57H93ZM106 58V59H105ZM205 58V59H206ZM213 58V57H212ZM215 58V57H214ZM214 58L213 59H210V60H213L214 61ZM221 58H223V57H221ZM228 58V57H227ZM230 58V57H229ZM64 59V58H63ZM75 59V58H74ZM79 59H81V57L79 58ZM78 59V60H79ZM98 59V57L95 59V60H97ZM149 59V58H148ZM220 59V58H219ZM101 60V59H100ZM259 60V59H258ZM6 61V60H5ZM11 61V60H10ZM34 61V60H33ZM77 61V60H76ZM87 61V63L88 62H90V60L88 61V60H86ZM98 61V60H97ZM181 61V60H180ZM212 61V62H213ZM216 61H217V59H216ZM223 61V60H222ZM9 62V61H8ZM29 62V61H28ZM31 62V61H30ZM84 62V61H83ZM83 62H80V63H78V64H80V65H82V63ZM175 62H176V60H175ZM173 63V65H176V63ZM182 62H180V64L182 65L183 63ZM201 64L203 63L204 64V62H202V61H199ZM53 63V62H52ZM72 63V62H71ZM70 63V64H71ZM99 63H100V61H99ZM144 63H146V62H144ZM221 63V62H220ZM253 63H255V62H253ZM252 63V64H253ZM262 63V62H261ZM24 64V63H23ZM31 64V63H30ZM54 64V63H53ZM92 64H93V62H92ZM97 64V63H96ZM102 64V63H101ZM105 64V63H104ZM179 64V63H178ZM199 64V63H198ZM197 64V65H198ZM214 64V63H213ZM255 64H258V63H255ZM254 64V65H255ZM55 65V64H54ZM73 65L74 66H76V67H74V70L76 71V69H77V64H74L73 63ZM84 65H86V63L84 64ZM90 65H91V62H90ZM106 65V64H105ZM180 65V66H181ZM204 65H206V63L204 64ZM204 65H202V66H204ZM209 65V64H208ZM63 66V65H62ZM87 66V68H88V66L89 65H86ZM85 66V67H86ZM92 66V65H91ZM100 66V65H99ZM103 66V65H102ZM183 66V65H182ZM182 66H181V68H182ZM196 66V65H195ZM200 65H198V67H197V72L196 73H202V71L204 72V70H202L201 69V67H199ZM52 67V66H51ZM67 67V66H66ZM65 67V68H66ZM84 67V66H83ZM96 67V66H95ZM105 67V66H104ZM103 67V68H104ZM107 67V66H106ZM205 67V66H204ZM258 67V65L256 66H254L253 68H251V69H253V71L256 69ZM64 67L62 68V69H64V70H66V71H61L60 72V74L61 75H64V74H66V77H67V72H69V71H67V68L65 69ZM69 68V67H68ZM73 68V67H72ZM76 68V69H75ZM87 68H82V72H83V70H85V69H87ZM97 68V67H96ZM102 68V67H101ZM175 69H176V67H174ZM179 68V67H178ZM192 68H190V69H192ZM209 68V67H208ZM58 69H60V68H58ZM70 69V68H69ZM68 69V70H69ZM90 69H92V68H90L89 67V69L88 70H90ZM99 69H100V67H99ZM148 69V68H147ZM210 69V68H209ZM56 70H57V68H56ZM87 70V72L86 73H90V71H88ZM93 70V69H92ZM91 70V72H93ZM102 70V69H101ZM100 70V71H101ZM149 70V73H150V69H148ZM194 70H196V67H195V69ZM194 70H191V71H193V73H194ZM250 70V69H249ZM74 71V72H75ZM86 71V70H85ZM103 71H105V70H102V72ZM189 71V70H188ZM65 72V73H64ZM81 73V71H79V70H77L76 72H75V74L76 73ZM94 72H95V70H94ZM146 72H147V74H146ZM186 72V71H185ZM250 72H252L251 70H250ZM44 73H46V72H44ZM64 73V74H63ZM69 73H73V71H72V69H70V72ZM88 73V74H89ZM96 73V72H95ZM178 73V72H177ZM205 73V72H204ZM207 73V72H206ZM249 73V72H248ZM255 73V72H254ZM7 74V73H6ZM41 74V73H40ZM74 74V73H73ZM74 75V77L76 78L77 76L78 77H82V75H83V80H84V77H85V81H86V85H88L89 84V86H93L94 87V85H95V79L93 78V81H94V84L93 83H91L92 82V79H89V77H86V75H84V72H83V74H80V75ZM151 74V73H150ZM203 74V73H202ZM247 74V73H246ZM48 75V74H47ZM91 75V74H90ZM93 75H96V74H94L93 73ZM147 75V76H146ZM183 75H184V73H183ZM191 75H192V72H191ZM190 75V76H191ZM249 75V74H248ZM73 76V75H72ZM146 76V77H145ZM151 76V75H150ZM154 76H153V78H154ZM200 76V75H199ZM205 76V75H204ZM252 76V75H251ZM255 76V75H254ZM1 77V76H0ZM62 77V76H61ZM60 77V78H61ZM66 77H63V78H65L64 80H66ZM158 77H157V79H158ZM248 78H249V76H247ZM253 77V76H252ZM36 78V77H35ZM52 78V77H51ZM69 78V80H70V75L67 77V79ZM92 78V77H91ZM191 78V77H190ZM254 78V77H253ZM257 78V77H256ZM4 79V78H3ZM55 79V78H54ZM57 79V78H56ZM73 78H71V81L73 82V80H72ZM81 79V81L77 78V80H76V82L79 80V83H82L83 81H82V78H80ZM86 79H88V80H86ZM182 79V78H181ZM195 79V78H194ZM198 79H200V77L198 78ZM255 79V78H254ZM6 79H4V81H5ZM60 80V79H59ZM91 80V82L90 83H88L89 81ZM159 80V79H158ZM183 80V79H182ZM193 80V79H192ZM249 80V79H248ZM11 81V80H10ZM62 81V80H61ZM74 81H75V79H74ZM97 81V80H96ZM195 81H198V80H194V82ZM246 81V80H245ZM250 81V80H249ZM254 81V80H253ZM68 82V81H67ZM72 82H68L69 83V86L68 87H71V88H73V89H76L75 88V85H78L77 83L75 84V82L73 83V85H71L72 84ZM98 83L100 82V81H97ZM188 82H190L191 83V81H188ZM193 82V81H192ZM252 82V81H251ZM256 82V80L253 82V83H255ZM259 82H261V81H259ZM46 83V82H45ZM49 83V82H48ZM71 83V84H70ZM88 83V84H87ZM186 83V82H185ZM253 83H249L248 82V84H249V87H250V89H252V92H253V95L257 98V95H258V98H259V94H258V89L257 88H259V86H257L256 85V83H255V85L253 84ZM264 82H261V84H263ZM3 84V83H2ZM2 84H0V85H2ZM58 84V83H57ZM75 84V85H74ZM83 84H85V82H83ZM100 84V83H99ZM150 84H152V83H150ZM198 84V83H197ZM201 84V83H200ZM246 84V83H245ZM258 84V83H257ZM260 84V83H259ZM71 85V86H70ZM79 85H81L82 86V84H79ZM86 85H84V88H86L85 86ZM185 85V84H184ZM187 86H188V83L186 84ZM185 85V87H187ZM190 86H191V84H189ZM196 86V83H194L193 84V86ZM48 86V85H47ZM63 86V85H62ZM62 86L59 88V87H56L55 89H57V92H54V93H56V95H59V97H61L60 95H62L64 92H66V94L68 93H71L70 95H72V93L74 94L75 93V91H76V94H77V91H80V89L82 88H79V90H74L73 91V89L72 90H70L71 88H69V91H67V89L64 91V87L62 88ZM74 86V87H73ZM150 86V85H149ZM202 86V85H201ZM200 86V87H201ZM67 87V88H68ZM78 87V86H77ZM88 87V86H87ZM101 87V88H100ZM255 87H257V88H255ZM2 88V87H1ZM1 88H0V93L2 92L1 91ZM62 88V89H61ZM90 88V87H89ZM95 88V87H94ZM97 86H96V90L95 89H93V93L95 94V92H97V93H99L100 92V90L98 91L97 90ZM99 88L100 89H102L103 88V86H101V84H100V86H99ZM177 88V90H175ZM180 88V89H181ZM191 88H192V86H191ZM203 88V87H202ZM261 90H260V93L262 92V101L260 100V99H256L254 96H252V97H250V98H255L256 100H257V102L260 100V104H257V105H255L256 103H254V99H252V101H250V103H248V107H249V109H250V111H251V113L253 112V115H254V119H253V128H259V129H262V124H263V122H264V117L263 116H261L260 114L262 113V111H264V86L262 85L261 87ZM5 89V88H4ZM9 89V88H8ZM34 89V88H33ZM55 89H53V90H55ZM58 89H61V90H58ZM111 89V88H110ZM185 88H183V90H184ZM195 89H197V88H195ZM52 90V91H53ZM62 90H63V93H62ZM82 90V89H81ZM92 90V89H91ZM90 90V91H91ZM95 90V91H94ZM108 90V89H107ZM182 90V89H181ZM249 90V89H248ZM37 91V90H36ZM73 91V92H72ZM85 91V90H84ZM83 91V92H84ZM86 91H88V93H90V91L89 90H87V88H86ZM103 91H104V89H103ZM109 91V90H108ZM178 91H180V90H178ZM249 91H251V90H249ZM4 92V91H3ZM81 92V91H80ZM102 92V91H101ZM111 92H113V90L111 91ZM252 92H249V93H252ZM53 93V92H52ZM53 93V94H54ZM82 93V92H81ZM87 93V94H88ZM91 93H92V91H91ZM89 94L90 96L92 95L93 96V94ZM96 93V94H97ZM102 93H105V92H102ZM116 93V92H115ZM46 94V93H45ZM84 94V93H83ZM86 94V93H85ZM110 94V93H109ZM9 95V94H8ZM47 95V94H46ZM52 95V94H51ZM56 95H55V97H53L54 99H57L56 98ZM64 95V94H63ZM70 95H67V96H69V98H71L72 96H70ZM88 95V96H89ZM107 95V94H106ZM2 96H4V94L2 95ZM35 96V95H34ZM67 96H63L64 98H67ZM75 97H77L76 95H74ZM74 96L72 97L73 98V101H75L74 100ZM88 96H86L87 98H88V100H89V97ZM104 96V95H103ZM125 96V95H124ZM251 96V95H250ZM30 97V96H29ZM33 97V96H32ZM44 97V96H43ZM50 97V96H49ZM63 97L61 98V99H63ZM81 97V96H80ZM85 98V97H84ZM84 98H83V100H84ZM93 98V97H92ZM98 98V97H97ZM100 98V97H99ZM113 98V97H112ZM115 98V97H114ZM233 98V97H232ZM6 99V98H5ZM31 99V98H30ZM35 99V98H34ZM48 99V98H47ZM46 99V100H47ZM77 99V98H76ZM91 99V98H90ZM94 99V98H93ZM126 99V100H125ZM231 99V98H230ZM53 100V99H52ZM51 100V102H49V103H52V102H54V101H52ZM57 100H59V98L57 99ZM56 100V101H57ZM109 100H111L110 98H109ZM118 100V99H117ZM28 101V100H27ZM37 101V100H36ZM63 100H61V101H59V102H62ZM216 101V100H215ZM43 102H45V101H43ZM69 102H70V100H69ZM84 102V101H83ZM91 102V101H90ZM112 102V101H111ZM220 102V101H219ZM228 102V101H227ZM30 103H34V101L33 102H30ZM58 103V101L56 102V104ZM73 103V102H72ZM78 103H80L79 101H78ZM77 103V104H78ZM108 103V102H107ZM116 103V102H115ZM124 103V104H123ZM207 103V102H206ZM230 103V102H229ZM25 104V103H24ZM37 104V103H36ZM45 104H47V102L45 103ZM59 104V103H58ZM63 104H65V102L63 103ZM76 103L74 104L75 105V107H76V105H77ZM80 104H82V103H80ZM86 106H88L87 108L89 109V105L85 102L84 103ZM93 104H95V103H93ZM109 104V103H108ZM235 104V103H234ZM26 105V104H25ZM30 104L28 103V106H29ZM32 105H34V104H32ZM31 105V106H32ZM53 105H54V103H53ZM52 105V106H53ZM83 105V104H82ZM82 105H77V107L79 108V106H82ZM85 105H83V106H85ZM91 105V104H90ZM97 105V104H96ZM110 105H111V103H110ZM116 105V104H115ZM211 105V104H210ZM222 105V104H221ZM47 106L49 107V104H47ZM55 106H57V105H54V107ZM60 106V105H59ZM64 106V105H63ZM82 106V107H83ZM85 106V107H86ZM47 107V108H48ZM58 107V106H57ZM102 107V106H101ZM206 107V106H205ZM238 107V106H237ZM247 107V106H246ZM247 107V108H248ZM4 108V107H3ZM22 108H24V107H22ZM30 108V107H29ZM33 108H34V106H33ZM106 108V107H105ZM123 108V109H122ZM218 108H219V106H218ZM223 108V107H222ZM240 108V107H239ZM35 109V108H34ZM50 109H53V108H51V106H50ZM50 109H48V110H50ZM57 109V108H56ZM56 109H53L52 110V112L55 110V111H57ZM97 109V108H96ZM106 109H108V108H106ZM111 109H112V107H111ZM196 109V108H195ZM200 109V110H201ZM210 109V108H209ZM248 109V110H249ZM260 109V110H259ZM14 110V109H13ZM32 110V109H31ZM31 110H29L31 113H32V111ZM47 110V109H46ZM48 110H47V112H48ZM72 110V109H71ZM215 110V109H214ZM227 110V109H226ZM230 110V109H229ZM262 110V111H261ZM26 111H27V109H26ZM82 111H85L84 109L82 110ZM87 111V110H86ZM85 111V112H86ZM109 111V110H108ZM107 111V112H108ZM113 110H110L109 111V113L110 112H112ZM117 111H113L112 113H114V112H116L117 114H119ZM105 112V111H104ZM202 112V111H201ZM261 112V113H260ZM1 113H2V110H1ZM27 113V115H28V111L26 112ZM93 113V112H92ZM106 113V112H105ZM111 113V114H112ZM212 113V112H211ZM250 113V112H249ZM250 113V114H251ZM264 113V112H263ZM15 113H11V112H8V113H6V114H3V117H2V119L0 120L1 122H0V135H2L3 136V131L4 130H6V129H8V127L9 128H11L12 129V127H10V126H14L13 124L16 122V125L18 124L17 123V121L19 120V119H17V116H15L16 118H14L13 117V115H14ZM93 114H95V113H93ZM107 114V113H106ZM117 114H113V116L115 115H117ZM193 114V113H192ZM19 115V114H18ZM110 115V114H109ZM120 115V114H119ZM119 115L117 116L118 118H122V117H119ZM176 115H178V116H176ZM203 115V114H202ZM252 115V116H253ZM21 116V115H20ZM30 115H28V117H29ZM35 116V115H34ZM55 116V115H54ZM83 116V115H82ZM85 116V115H84ZM104 116V115H103ZM121 116V115H120ZM183 116V115H182ZM251 116V117H252ZM25 117V116H24ZM111 117V116H110ZM179 119H178V118ZM200 117V116H199ZM1 118V117H0ZM27 118V117H26ZM30 118H31V116H30ZM29 118V120H26V123H24V120L25 119H23V121H20V123L21 122H23L24 124H25V126H24V128H23V136H25V135H27V136H35L34 134H36L37 132H38V130H39V128H38V126H35V124L33 123V122H31V119ZM105 118V117H104ZM107 118V117H106ZM116 118V117H115ZM123 118V119H124ZM216 118V117H215ZM16 119H17V121H16ZM82 119V118H81ZM94 119V118H93ZM96 119V118H95ZM109 119V118H108ZM113 119H114V117H113ZM177 119H178V121H177ZM205 119V118H204ZM34 120V119H33ZM117 120V119H116ZM122 120V119H121ZM214 120V119H213ZM59 121V120H58ZM81 121V120H80ZM114 121V120H113ZM112 121V122H113ZM126 121V122H127ZM205 121V120H204ZM218 121V120H217ZM35 122V121H34ZM83 122L84 121H81V122H79V124L77 125L78 126V128H80V126L79 125H83ZM106 122V121H105ZM111 122V121H110ZM38 123V122H37ZM54 123V122H53ZM66 123V122H65ZM65 123H64V125H65ZM98 123V122H97ZM117 123V122H116ZM125 123V122H124ZM204 123V122H203ZM203 123H200V124H202V125H204ZM50 124H52V123H50ZM49 124V125H50ZM103 125H104V122L102 123ZM120 124V123H119ZM197 125H198V122L196 123ZM43 125H44V123H43ZM48 125V126H49ZM81 125V130H82V127H84L85 128V126H82ZM99 125H101V123L99 124ZM124 125V124H123ZM179 125H181V124H179ZM47 126V127H48ZM53 126V125H52ZM54 126H55V124H54ZM76 126V125H75ZM106 126V125H105ZM114 126H116V125H114ZM206 126V125H205ZM41 127V126H40ZM51 127V126H50ZM56 127V129L57 128H59L60 127V125L59 126H55ZM127 127V126H126ZM182 127V126H181ZM203 127V126H202ZM210 127H211V125H210ZM38 128V129H37ZM49 128V127H48ZM52 129H53V127H51ZM62 128H66V130H67V128L68 127H62L61 126V129ZM83 128V129H84ZM91 128V127H90ZM92 128H94V127H92ZM201 128V127H200ZM199 128V129H200ZM55 129V132L57 131ZM75 129H77L76 127H75ZM106 129V128H105ZM125 129V128H124ZM192 129V128H191ZM194 129V128H193ZM203 129V128H202ZM205 129V128H204ZM210 129V128H209ZM43 130H45V126H44V129ZM59 130V129H58ZM66 130H64V131H66ZM68 130H70V128L68 129ZM80 130V129H79ZM85 130V129H84ZM91 130V129H90ZM160 130V131H159ZM263 130V129H262ZM6 131H8V130H6ZM41 131V130H40ZM52 131V130H51ZM54 131V130H53ZM74 131V133L76 134V132H75V130H73ZM88 131H89V127H88ZM106 131H107V129H106ZM110 132L112 131V130H109ZM108 131V132H109ZM126 131V130H125ZM165 131V130H164ZM176 131V130H175ZM199 131H201V130H199ZM256 131H258V130H256ZM261 131V130H260ZM5 132V131H4ZM58 132V131H57ZM67 132V131H66ZM82 132H84V131H82ZM91 133H92V131H90ZM107 132V133H108ZM252 132H253V130H252ZM22 133V132H21ZM43 133H44V131H43ZM59 133H60V131H59ZM58 133V134H59ZM90 133V134H91ZM95 133V132H94ZM197 133H198V131H197ZM201 133V132H200ZM202 133H204L203 131H202ZM206 133V132H205ZM63 135H64V133H62ZM71 134V133H70ZM75 134H73V136L75 135ZM79 134V133H78ZM77 134V135H78ZM93 134V133H92ZM117 134V133H116ZM115 134V135H116ZM259 134H261V132L260 133H258V135ZM62 135V136H63ZM82 135V134H81ZM95 135V134H94ZM112 135V134H111ZM124 135V134H123ZM175 137H174V136ZM200 135V134H199ZM204 135V134H203ZM257 135V136H258ZM2 136H1V138H2ZM51 136V135H50ZM60 136V135H59ZM65 136V135H64ZM67 136V135H66ZM86 136V135H85ZM93 136V135H92ZM164 136V135H163ZM76 137V136H75ZM78 137H80V136H78ZM77 137V138H78ZM168 137V136H167ZM25 138V137H24ZM51 138V137H50ZM60 138H61V136H60ZM64 138V137H63ZM65 138H67V137H65ZM74 138V137H73ZM77 138H75L76 139V141H77ZM81 138V137H80ZM123 138V137H122ZM180 138V137H179ZM39 139V138H38ZM38 139H37V141H31L30 142V144H28V147L26 148V150H27V152L28 153H30L31 154V156H29L28 155V158H29V162L27 161L26 163H30L29 164V167H28V169H30V171L27 173V171H26V174H24V175H13L12 174V172L11 171H9L8 169H10V166H9V164L7 165V166H9V168H7V171L5 170V172H3L2 170H0V249H1V251L3 250V251H5V253H7L6 251H11V252H14V251H12V250H14V249H18V250H21L22 251V253L24 254V256L20 259V261H19V264H65V260H64V258H61L60 256H63V255H61V254H59L60 256H56L55 255V251L53 250H49V248H52L53 246H51V241H52V234H53V232H55L54 231V227L56 226V224L58 225V224H60L59 222H63L64 220V216H65V214H64V210H69V209H67L68 208V206H67V204L68 205H70V203H69V201H71L72 199V194L71 193H74V192H76V191H71V188L72 189H74L73 187H71V185H66L65 183H66V181H60V180H58V178L59 177H57L58 176V174H57V176H55L56 174V172H55V170L53 171V172H55V173H53V176L54 177H52V174H49L50 173V169L48 170L47 168H49V166L46 164V163H44V165L46 164V166H48V167H45L44 165H43V168H41V164H40V161H42L41 159V155L39 154V152L40 151H38L40 148H37L38 146H37V143L36 142H38ZM118 139V138H117ZM167 139V138H166ZM29 140V139H28ZM30 140H32V139H30ZM40 140V139H39ZM54 140V139H53ZM61 140V139H60ZM59 140V141H60ZM66 140V139H65ZM68 140V139H67ZM72 140V139H71ZM107 140V139H106ZM121 140V139H120ZM123 140V139H122ZM179 140V139H178ZM22 141V140H21ZM41 141V140H40ZM39 141V142H40ZM75 141V142H76ZM168 141V140H167ZM25 142V141H24ZM53 142V141H52ZM60 142H62V141H60ZM65 142V141H64ZM111 142V141H110ZM2 143V144H1ZM23 143V142H22ZM28 143V142H27ZM27 143H26V145L25 146H27ZM58 143V142H57ZM109 143V142H108ZM118 143H120V142H118ZM117 143V144H118ZM10 144V143H9ZM41 144V143H40ZM40 144H38L39 146H40ZM64 144V143H63ZM187 144V143H186ZM188 144H190V143H188ZM6 145V144H5ZM4 145V146H5ZM44 145V144H43ZM46 145H47V143H46ZM66 145V144H65ZM115 145V144H114ZM3 146V142H1V140H0V157H2V156H4V154L5 155H11L10 153H15V155H17V157L16 158H18V157H21L22 158V156H23V154L26 152V151H16L15 149V151H12L13 149H11V150H9L8 148H9V146H8V148H6V146L4 147ZM51 146V145H50ZM61 146V145H60ZM109 146V145H108ZM122 146V145H121ZM188 147L190 146V145H187ZM186 146V147H187ZM234 146V145H233ZM23 147V146H22ZM65 147V146H64ZM74 147H75V145H74ZM82 147V146H81ZM105 147V146H104ZM165 147V148H164ZM198 147V149H195L194 151H191V153L188 155V154H186V156L188 155L189 157H191V158H188L189 160H190V162L192 163L191 165H194L195 166V168L196 167H198L199 168V170H201V168H200V166H203L204 164H206V165H208V163L210 162L209 161V159H208V157H207V152L205 151V149L203 148V147H205V146H197ZM12 148H13V146H12ZM68 148V147H67ZM70 148V147H69ZM68 148V149H69ZM77 148V147H76ZM107 148V147H106ZM227 148V147H226ZM55 149V148H54ZM84 149V148H83ZM82 149V150H83ZM91 149V148H90ZM126 149V148H125ZM236 149H237V147H236ZM59 150V149H58ZM64 150H67V149H64ZM77 150H79V151H77ZM117 150V149H116ZM207 150V149H206ZM242 150V149H241ZM76 151L77 152H80V148H78V149H76ZM75 151V152H76ZM85 152H86V150H84ZM83 151V152H84ZM126 151V150H125ZM169 151H170V149H169ZM218 151V150H217ZM236 151V150H235ZM24 152V153H23ZM26 152V153H27ZM51 152V151H50ZM58 152V151H57ZM61 152V151H60ZM76 152V153H77ZM85 152L83 153L84 155H85ZM92 152V151H91ZM110 152V151H109ZM190 152V151H189ZM219 152V151H218ZM218 152H216V153H218ZM27 153V154H28ZM62 155H63V149H62ZM66 153H68V151L66 152ZM70 153H72V151H70ZM82 153V152H81ZM108 153V152H107ZM114 153V152H113ZM221 153V152H220ZM220 153H218V154H220ZM237 153H238V151H237ZM18 154H22L21 156H18ZM57 154H60V153H57ZM87 154V153H86ZM93 154H95V153H93ZM118 154H120V153H118ZM191 154H192V156H191ZM225 154V153H224ZM9 155H8V157H9ZM25 155V154H24ZM50 155V154H49ZM52 155V154H51ZM55 155V154H54ZM74 155V154H73ZM73 155H71V156H73ZM76 155V154H75ZM74 155V156H75ZM77 155H80L81 157H82V154H79V153H77ZM76 155V156H77ZM104 155V154H103ZM165 155V156H164ZM47 156V155H46ZM57 156V155H56ZM61 156V155H60ZM68 156V155H67ZM89 156H92V155H89ZM95 156V155H94ZM97 156H99V155H97ZM105 156V155H104ZM109 156V155H108ZM169 156L170 155H167V160L168 159H170L171 160V157L169 158ZM217 157H219L218 155H216ZM221 156V155H220ZM222 156H224L223 154H222ZM6 157V156H5ZM48 157V156H47ZM54 157V156H53ZM79 157V156H78ZM85 157H87L86 155H85ZM103 157V156H102ZM121 157H123V156H121ZM4 158V157H3ZM23 158H24V156H23ZM56 158V157H55ZM76 158V157H75ZM84 158V157H83ZM113 158V157H112ZM173 158V157H172ZM210 158V157H209ZM244 158V157H243ZM242 158V159H243ZM247 158V157H246ZM6 159V158H5ZM62 159V158H61ZM78 159V158H77ZM130 159V160H129ZM186 159H187V157H186ZM186 159H184V160H186ZM218 159V158H217ZM245 159V158H244ZM8 160H9V158H8ZM24 160V159H23ZM72 160V159H71ZM220 160V159H219ZM226 160V159H225ZM240 160V159H239ZM247 160H249V159H247ZM48 161V160H47ZM75 161V160H74ZM78 161V160H77ZM82 161V160H81ZM85 161V160H84ZM209 161V162H208ZM245 160H241V163L243 162V163H245L246 164V162H244ZM6 162H8L9 163V161H6ZM11 162V161H10ZM12 162H14V161H12ZM67 162V161H66ZM175 162V161H174ZM189 162V163H190ZM238 162V161H237ZM35 163H38V164H40L39 166L40 167H36V166H34L33 164H35ZM88 163V162H87ZM123 163V162H122ZM173 163V162H172ZM177 163V162H176ZM250 163H252V162H250ZM1 164H3L4 165V163H1ZM14 164V163H13ZM20 164V163H19ZM33 166H32V165ZM49 164V163H48ZM80 164V163H79ZM84 165H85V163H83ZM169 164V163H168ZM167 164V165H168ZM187 164H188V162H187ZM223 164V163H222ZM235 164V163H234ZM238 164V163H237ZM255 164V163H254ZM258 164V163H257ZM10 165H12V164H10ZM17 165V164H16ZM21 165H23V164H21ZM28 165V164H27ZM76 165V164H75ZM123 165V164H122ZM239 165V164H238ZM243 165V164H242ZM246 165H249V164H246ZM251 165V164H250ZM249 165V166H250ZM2 166V165H1ZM0 166V167H1ZM6 166V165H5ZM88 166V165H87ZM128 166V165H127ZM131 166V167H132ZM194 166H192V167H194ZM209 166V165H208ZM207 166V167H208ZM217 166V165H216ZM245 166V165H244ZM12 167V166H11ZM24 167H26L25 165H24ZM58 167V166H57ZM74 167H79V165H76V166H74ZM130 167V166H129ZM205 167V166H204ZM211 167V166H210ZM222 167V166H221ZM218 168V169H220L221 171H219L218 170V173L217 172H215V173H217V175L215 176V180H214V183H213V186H212V188L210 189V190H205L204 192L202 191V193H206V194H208L209 195V198L207 199L208 200V202H210L209 200H210V198L211 199H219L220 198V196L222 195L221 193L223 192V190L224 189H226V188H232L233 190H234V188H237L238 187V183H237V180H239V179H237L236 178V175H237V173L235 172L237 169L235 168V170H233V169H230L229 167H228V165H225V167H222V168ZM227 167V168H226ZM235 167H236V165H235ZM238 167V166H237ZM241 167V166H240ZM253 167H255V166H253ZM258 167V166H257ZM5 168V167H4ZM47 170H46V169ZM50 168H51V166H50ZM85 168V167H84ZM87 168V167H86ZM90 168V167H89ZM93 168H95V166H93ZM98 168V167H97ZM135 168V171L137 170ZM167 168L169 169V170H167ZM203 168V167H202ZM233 168V167H232ZM250 168V167H249ZM74 170H76V168H73ZM72 169V170H73ZM78 169V168H77ZM81 169H82V165H81ZM124 169H126V168H124ZM190 169V168H189ZM193 169V168H192ZM197 169V168H196ZM209 170L210 171V169L209 168H206V170ZM217 169V168H216ZM261 169V168H260ZM10 170H12V169H10ZM53 170V169H52ZM51 170V171H52ZM58 170H59V168H58ZM57 170V171H58ZM65 170V169H64ZM70 170H71V168H70ZM71 170V171H72ZM79 170V169H78ZM132 170L134 171V168H132ZM132 170L130 171V172H132ZM195 170V169H194ZM204 170H205V168H204ZM208 170H207V173H208ZM211 170H212V168H211ZM256 170V169H255ZM255 170L252 168V166H251V168H250V171H249V175L252 177L253 176V178L256 176V174H255ZM13 171V170H12ZM122 171V170H121ZM127 171V170H126ZM125 171V172H126ZM181 171V170H180ZM184 171V170H183ZM190 172H191V169L189 170ZM238 171V170H237ZM240 171V170H239ZM257 171V170H256ZM49 172V173H48ZM75 172H78V171H75ZM82 173L84 172V171H81ZM92 172V171H91ZM114 172V171H113ZM124 172V173H125ZM195 172V171H194ZM242 172V171H241ZM70 173V172H69ZM73 173V172H72ZM87 173V172H86ZM93 173V172H92ZM133 173V172H132ZM136 173H137V171H136ZM139 173V172H138ZM177 173V172H176ZM206 173V172H205ZM210 173H211V171H210ZM257 173V172H256ZM17 174V173H16ZM127 174H130L129 172L127 173ZM178 174V173H177ZM187 174V173H186ZM194 174V173H193ZM226 175V176H228V177H230V180H228L229 178L227 177V181H230L229 182V185H228V187L226 186H223V183L224 182H226L225 180L226 179H223L224 181H222V176L223 175ZM236 174V175H235ZM63 175V174H62ZM73 175V174H72ZM134 175V174H133ZM179 175V174H178ZM222 175V176H221ZM255 175V176H254ZM3 176V177H2ZM76 175H74V177H75ZM130 177H131V175H129ZM174 176H175V174H174ZM239 176V175H238ZM237 176V177H238ZM2 177V178H1ZM55 177L57 178V180L55 179ZM62 177V176H61ZM61 177H60V179H61ZM130 177H128V178H130ZM134 177V176H133ZM136 177H137V175H136ZM136 177L135 178H133L134 180L136 179ZM179 177V176H178ZM225 177V176H224ZM69 178V177H68ZM140 178V179H141ZM63 179V178H62ZM117 179V178H116ZM141 179V180H142ZM205 179V178H204ZM237 179V180H236ZM241 179V178H240ZM257 179V178H256ZM132 180V179H131ZM176 180V179H175ZM80 181V180H79ZM86 181V180H85ZM255 181V180H254ZM253 181V182H254ZM124 182V181H123ZM199 182V181H198ZM223 182V183H222ZM238 182H241V181H238ZM85 183V182H84ZM93 183V182H92ZM91 183V184H92ZM91 184H90V186H91ZM183 184V183H182ZM210 184V183H209ZM224 184H228L227 182L226 183H224ZM258 184V183H257ZM172 185V184H171ZM200 185V184H199ZM254 185V184H253ZM83 186V185H82ZM92 186H94V185H92ZM96 186V185H95ZM187 186V185H186ZM209 186V185H208ZM75 187V186H74ZM191 187V186H190ZM173 188H175L174 186H173ZM187 188V187H186ZM189 188V187H188ZM187 188V189H188ZM192 188V187H191ZM207 188V187H206ZM228 188V189H229ZM172 189V188H171ZM209 189V188H208ZM228 189H227V191H228ZM79 190V189H78ZM204 190V189H203ZM232 190V191H233ZM55 191V193H54V195L56 194V192L57 193H59V194H62V196H63V199H66V203H63V200L61 199V200H56V199H58V198H53L51 195L53 194V192ZM81 191V190H80ZM103 191V190H102ZM88 192V191H87ZM104 192V191H103ZM100 193V192H99ZM224 193H225V190H224ZM78 194H80V193H78ZM103 194V193H102ZM157 194V196H158V198L160 199L158 202H157V200H156V195ZM171 194V193H170ZM230 194V193H229ZM53 195V196H54ZM58 195V194H57ZM57 195L55 196V197H57ZM81 195V194H80ZM180 195V194H179ZM184 195V194H183ZM201 195V194H200ZM200 195H198V196H200ZM207 195V196H208ZM223 195H225V194H223ZM96 196V195H95ZM94 196V197H95ZM103 196V195H102ZM59 197H61L60 195H59ZM74 197H75V199H73L74 201L75 200H77L76 198H78V197H76V195H74ZM178 197V196H177ZM176 197V198H177ZM105 198V197H104ZM185 198V197H184ZM202 198H205V197H202ZM222 199H223V197H222ZM101 199L99 198L98 199V201H100ZM170 200V199H169ZM206 200V199H205ZM78 201V200H77ZM76 201V202H77ZM92 201V200H91ZM161 201V202H160ZM195 200L193 199V202H194ZM201 201H203V200H201ZM212 201V200H211ZM230 201V200H229ZM259 201V200H258ZM94 202V201H93ZM101 202H103V201H101ZM160 202V205L158 204ZM172 202V201H171ZM204 202V201H203ZM73 203H75V202H73ZM195 203V202H194ZM204 203H206V202H204ZM78 203H76V205H77ZM94 204H96V203H94ZM180 204V203H179ZM198 204V203H197ZM207 204V203H206ZM73 204L71 203V206L70 207H74V206H72ZM97 205H98V203H97ZM203 205V204H202ZM223 205V204H222ZM231 205V204H230ZM96 206V205H95ZM99 206V205H98ZM192 206V205H191ZM102 207H103V205L101 204V209H102ZM210 207V206H209ZM217 207H220V206H217ZM105 208V207H104ZM211 208V207H210ZM61 209H63V210H61ZM88 209V208H87ZM92 209V208H91ZM94 209V208H93ZM181 209V208H180ZM216 209H219V208H216ZM90 210V209H89ZM95 210V209H94ZM191 210V209H190ZM201 210V209H200ZM183 211V210H182ZM204 211V210H203ZM214 211V210H213ZM67 212V211H66ZM99 212H100V214L101 213H105V212H107V213H105V214H107L106 215V217H104L103 216V214L101 215V216H103V218H101V216L99 215ZM181 212V211H180ZM185 212V211H184ZM110 213V214H109ZM109 214V215H108ZM64 215V216H63ZM202 215V214H201ZM211 216V215H210ZM196 218V217H195ZM103 219V220H102ZM213 219V218H212ZM63 220V221H62ZM182 221V220H181ZM195 221V220H194ZM197 221V220H196ZM198 221H200V220H198ZM192 222V221H191ZM259 222H261V221H259ZM39 223L40 224H42L41 226L39 225ZM184 223V224H183ZM192 223H195V222H192ZM200 223V222H199ZM217 223V222H216ZM205 224H206V222H205ZM39 225V226H38ZM254 225V224H253ZM185 226V227H184ZM205 226V225H204ZM203 226V227H204ZM207 226H208V224H207ZM196 227H197V225H196ZM201 227V226H200ZM254 227V226H253ZM262 227H263V225H262ZM57 228V227H56ZM185 230H184V229ZM220 228V227H219ZM235 228V227H234ZM59 229V228H58ZM199 229V228H198ZM232 229V228H231ZM240 228H238V229H233V230H230L233 234H234V238L236 239L237 237L239 238L241 235L239 234V230ZM253 229V228H252ZM251 229V230H252ZM132 230H134V234H133V231ZM214 230V229H213ZM220 230V229H219ZM224 230V229H223ZM229 230L227 231V232H229ZM239 230V231H238ZM257 230V229H256ZM57 231V230H56ZM72 231H74V230H72ZM101 231V232H100ZM103 231V232H102ZM189 232V233H191V235H190V237L192 236V239H191V241L190 242H188V241H183L182 242V240L184 239V233H185V235H188L189 236V234L187 233V232ZM221 231V230H220ZM226 231V230H225ZM257 231H259V230H257ZM107 232V233H106ZM226 232V233H227ZM230 232V233H231ZM241 232V231H240ZM58 233V232H57ZM75 233V232H74ZM74 233H72L73 235H74ZM210 233V232H209ZM218 233V232H217ZM242 233V232H241ZM70 234H71V232H70ZM71 234V235H72ZM98 234V233H97ZM238 234L240 235V236H238ZM134 235V237L136 236V239H134L132 236ZM218 235V234H217ZM222 235V234H221ZM56 236V235H55ZM60 236V235H59ZM181 236L183 237V238H181ZM243 236H244V234H243ZM80 237V236H79ZM106 237V236H105ZM104 237V238H105ZM176 238L177 240H178V238H180V240L178 241V243L177 242H175V243H177V248H175L176 247V245H175V247L173 246L174 244H173V239L174 238ZM187 237V236H186ZM219 237V236H218ZM14 238H19L20 240H23V242L21 243V242H19V244L21 245V246H19V247H16L12 242V240L14 239ZM96 238H99V235L98 236H96L95 237V239ZM103 237H100L99 239H102ZM103 238V240L105 241V239ZM116 238H115V242L114 243H116L117 242V240H116ZM231 238V237H230ZM18 239V240H19ZM99 239H97L98 240V242L96 243V245H95V248H93L94 250H96L97 248H99V247H102L103 245H105L106 246V244L108 243V240H109V238H108V240H107V243L106 242H104V243H106V244H103L102 245V242H100L99 241ZM186 239V238H185ZM187 239H188V237H187ZM243 239V238H242ZM71 240V239H70ZM96 240V241H97ZM112 240V239H111ZM110 240V241H111ZM175 240V239H174ZM60 241V240H59ZM63 241V240H62ZM61 241V243L59 244V245H57L58 247H60V245L61 244H63L64 242H62ZM96 241H94V243L96 242ZM195 241H196V239H195ZM233 241H235V240H233ZM232 241V242H233ZM15 242V241H14ZM71 243H72V240L70 241ZM79 242V241H78ZM111 242H113V240L111 241ZM181 242H182V244H181ZM203 242V241H202ZM215 242V241H214ZM231 242V241H230ZM236 243H237V240L235 241ZM56 244L58 243V242H55ZM54 243V244H55ZM80 243V242H79ZM98 243H101L99 246H97V244ZM195 243V244H194ZM197 243H200V242H197ZM210 243V242H209ZM216 243V242H215ZM16 244H17V242H16ZM18 244V245H19ZM230 244V243H229ZM53 245V244H52ZM68 245H72V244H69V242H68ZM195 245V246H194ZM133 246H136L135 248H133ZM222 246V245H221ZM58 247H56V248H58ZM72 247V246H71ZM132 247V248H131ZM197 247V246H196ZM231 247V246H230ZM236 247V246H235ZM235 247H232V248H235ZM54 248V247H53ZM61 249H62V252H66V251H64L63 249H66V250H68L67 248H69V247H64V244H63V248H62V246L60 247ZM102 248H105V251H106V248H108L107 246L106 247H102ZM59 249V248H58ZM60 249V250H61ZM70 249V248H69ZM77 250V249H76ZM101 249H99V250H97L96 252H98V251H100ZM50 251V252H49ZM104 250H101V252H103ZM107 251H109V250H107ZM228 251V250H227ZM20 252V251H19ZM67 252H69V250L67 251ZM228 253V252H227ZM11 254V253H10ZM77 254H79V252L77 253ZM80 255H81V253H80ZM79 255V256H80ZM87 255V254H86ZM105 255H107V254H105ZM110 255V254H109ZM20 257H21V253H20ZM71 257H73V256H71ZM71 257H69V258H71ZM84 257V256H83ZM98 257V256H97ZM111 257V256H110ZM116 257H118V256H116ZM18 258H19V255H18ZM66 258H68V257H66ZM76 258V257H75ZM106 258V257H105ZM109 258V257H108ZM132 258V257H131ZM72 259V258H71ZM82 259V258H81ZM118 259V258H117ZM120 259V258H119ZM220 259V258H219ZM236 259V258H235ZM76 260H77V258H76ZM78 260H80V259H78ZM112 260H113V256H112ZM195 260H196V262H195ZM251 260H253V259H251ZM67 261H68V259H67ZM84 261V260H83ZM111 261V260H110ZM123 261H124V259H123ZM201 261V260H200ZM206 261H209V262H206ZM248 261H249V259H248ZM12 262H15V261H11L10 263L11 264H14V263H12ZM70 262V261H69ZM81 262V261H80ZM89 262V261H88ZM91 262V261H90ZM132 262H133V260H132ZM232 262V261H231ZM253 262H254V260H253ZM9 263V264H10ZM17 263V262H16ZM74 263H77V262H74ZM250 263H252V262H250ZM66 264H69V263H66ZM80 264H83V262L82 263H80ZM200 264V263H199ZM203 264V263H202ZM219 264V263H218ZM223 264V263H222Z\"/></svg>",
    "mask_w": 264,
    "mask_h": 264
}]
</instances>
